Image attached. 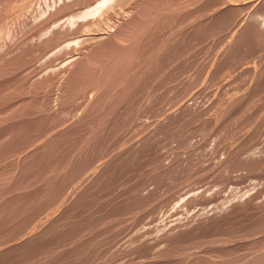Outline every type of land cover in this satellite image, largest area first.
Instances as JSON below:
<instances>
[{"label": "rangeland", "instance_id": "obj_1", "mask_svg": "<svg viewBox=\"0 0 264 264\" xmlns=\"http://www.w3.org/2000/svg\"><path fill=\"white\" fill-rule=\"evenodd\" d=\"M251 1L252 0H237V1H235V0H231V1L230 0H0V214H1L0 215V246L5 245V242L7 240L8 244H6V245L9 247V248H7V246H5V247L3 246V250H2V247H0V253H1V251L3 253V251L6 250L5 248H7V250L9 251L10 247H12L13 251L11 249L10 250L14 254L13 255L11 253V251H10V253L8 251H5L6 253L8 252L7 256H6V254H4L7 259L4 257V259H2L3 263L0 260L1 261L0 264H4V262H6L7 260H8L7 262H9V264H11V262H12V264H22L23 262H25V264L26 263L34 264V262H36V264L37 263H39V264H49V262L47 261L48 258L50 259V260L48 259L50 261V264H60V263L63 264L67 260H68L67 261L68 263H71V262L74 263L78 258H79L78 261H77L78 263L75 262V264L76 263L77 264H81L82 262H84L85 264H88V262H89L88 260H86V261L83 260L86 257H87L86 259H90L91 258L90 261H92V263L89 262V264H97L98 262H99L98 264H103L102 261H104L105 259H107V260L105 261L106 263H104V264H110L113 261L114 262L112 264H114V263H116V264H125L126 262H130L128 264H131V262L135 263L137 261L138 262L136 264H139V263L140 264L141 263L142 264H145V263L148 264V263H152V261H155L153 263L158 264L159 260L161 262V259H162V262L160 264H162V263L163 264L164 263L165 264H167V263L168 264H177V263H179V264H216L217 262H218L217 264H221L223 262L225 264V261L228 260V262H229L230 260L232 261V259L235 260V258L237 260V257H239V260H241V258L243 259L245 257L244 259H246V260H244V261H246V262H248L249 259H250V261H253L254 260L253 258H257L259 255H262L264 253V242H263L264 241V233H263L264 232L263 231L264 230V226H263L264 225V222H263L264 221V217H263L264 216V210H262L264 208V190H263L264 189V187H263L264 186V177H263L264 176V167H263L264 166V145H263L264 144V129H263L264 128V122H263L264 121L263 120L264 119V113H263L264 112V110H263L264 109V104H263V102H264V86H263L264 85V77H262V76H264V73H263L264 72L263 71L264 70L263 69L264 68V66H263L264 65V0H253L252 1L253 4L251 3ZM247 3L250 6L246 5ZM142 7H144V8H142ZM224 11H225V13H224ZM244 11H246V12H244ZM135 12H136V14H135ZM141 15H142V17H141ZM148 22H149V24H148ZM146 23H147V25H146ZM226 26H228V28ZM194 28H195V30H193ZM251 30H253V31L251 32ZM198 34H199V36H198ZM257 35H258V37L259 36L260 37L258 38ZM163 36H164V38H163ZM197 37H198V39H197ZM243 38H244L245 41L243 40ZM238 39H239L240 42L238 41ZM102 42H104V43H102ZM167 42H169V43H167ZM194 42H196V43H194ZM143 43H144V45H143ZM101 44H103V45H101ZM234 45H235V47H234ZM94 46H95V48H93ZM216 48H217V50H216ZM225 48H227V49H225ZM108 53H110V54H108ZM211 54H212V56H211ZM225 55H227V56H225ZM168 57H169L168 61H172L173 60L175 65H174L173 62H168L167 61ZM165 61H166V64L164 63ZM196 62L197 63L199 62V63L196 64ZM240 62H241V64H240ZM184 63L186 64V67H184L185 66ZM80 64H82V65H80ZM149 64L150 65L153 64L154 66L153 65L150 66ZM164 64H165V66H164ZM114 65H115V67H114ZM148 65L150 66L149 67L150 71H149V69L147 67ZM207 65H209V66H207ZM242 65H243V67H242ZM136 66L139 67V69ZM155 66H156V68H154L155 69V71H154V69H152V68L155 67ZM189 67H191L192 69L190 70ZM197 68H198V70H197ZM82 69H84V70H82ZM100 69H102V70H100ZM162 69H163V71H162ZM159 70H161L160 73H158ZM179 70H180V72H178ZM200 70H202V71H200ZM142 71H143V73L145 71V73L141 74ZM148 71L149 72L154 71V73L152 72V75L153 74L154 75L151 76V73H148ZM174 71L176 73H174ZM210 71H211V73H213V75L210 73ZM88 72L90 73V75H89ZM103 72H105V73H103ZM186 72H187V74L189 73L188 76H187ZM194 72H197V74L194 73ZM203 72L208 74V77ZM168 73H170V75H168ZM148 74H150L149 75L150 78H148L149 76L147 77ZM161 74H162V77L160 76ZM120 75H121V77H120ZM165 75L167 77H171V78L169 79V78L165 77ZM175 75H176V77L178 79L175 77ZM184 75H186L185 79H184ZM201 75H204V76H202V79L204 80V83H203L202 79L201 80L199 79V78H201ZM211 75H212V77H211ZM163 76L165 78H167V80ZM192 76H194V77L196 76L197 78L195 77L196 79L192 80V78H194ZM204 77H205L206 80L204 79ZM153 78L154 79L156 78V79L153 80ZM159 78L162 81L159 80ZM221 78H223V79H221ZM129 79H130V84H129ZM146 79H150V80L146 81ZM171 79H172V81H171ZM183 80L185 81L184 83H182ZM195 80H196V82H194ZM209 80H211V81H209ZM64 81L65 82L67 81V82L65 83ZM190 81H191V83H190ZM250 81L252 82V84H251ZM256 81H258V82H256ZM112 82H114V83H112ZM163 82H165V83H163ZM200 82H201V85H200ZM159 83H161V84H159ZM169 83H171V86H170ZM173 83L175 85H173ZM195 83H197V84H195ZM258 83H259V85H258ZM260 83H261V85H260ZM139 84L141 86H139ZM152 84H154V86ZM162 84H163V86H162ZM182 84L183 85L185 84V85L183 86ZM186 84H188V85H186ZM147 85H149V87ZM165 85H166V88H165ZM207 85H209V88H207L208 87ZM96 86H97V88H96ZM151 86H152V88H151ZM205 86H206V88H204ZM185 87H186V91H183V93H181L182 90L185 89ZM193 87H194V89H193ZM227 87H229V88H227ZM249 87L250 88L252 87L251 89L253 91H254V88H255L254 93H253V91H251V89ZM257 87H259V88H257ZM137 88H140V89H137ZM158 88H161V89L159 90ZM114 89H115V91H114ZM131 89L132 90L136 89V90H134L132 92ZM170 89H171V91H170ZM205 89H206V91H205ZM245 89L247 90V92H246ZM166 90H168V91H166ZM200 90H201V92H200ZM137 91L139 93L138 96L135 95V93L137 94ZM178 91L179 92L181 91L180 94H179ZM239 91L243 92V94L239 93ZM257 91H259V92H257ZM130 92H131V94H130ZM142 92H145V93H142ZM160 92L162 93L161 97H160V95H161ZM166 92H167V95H166ZM172 92H174V93L171 95L170 93H172ZM233 92H234V96L232 94ZM235 92H237V93H235ZM140 93H141V95H140ZM150 93H151V95H150ZM158 93H160V94H158ZM176 93H178L177 96H175ZM228 93H229V96H228ZM249 93L252 96H250ZM121 94H122V96H121ZM133 94L135 95V99L137 98L136 100H132L133 96H134ZM184 94H186V95H184ZM190 94H191V96H190ZM246 94H247V96H246ZM130 95H131L132 99H130ZM155 95H157V96L155 97ZM128 96H129V101H131V103L133 102V105H131V103L128 101ZM184 96H185V99L182 98ZM222 96H224V97H222ZM190 97L192 98V100L194 99V101L191 100V102H190ZM243 97H245V98L243 99ZM149 98H150L151 102H150ZM152 98H153V100H152ZM231 98H233V99L231 100ZM250 98H251V100L253 99L252 100L253 102L250 101ZM112 99H114V100H112ZM117 99H119V100H117ZM164 99H166V102H165ZM180 99H181V101H180ZM234 99H235V101H234ZM241 99L243 100V102H242ZM245 99H246V101L248 103L245 101ZM142 100H144V101H142ZM155 101H156V103L158 105L155 103ZM163 101L165 102V104L167 106L164 105ZM178 101L181 104H179ZM186 101H189L190 103L186 102ZM212 101H213V103H211ZM123 102L125 103V105H124L125 107L123 106ZM127 102H129V104ZM218 102L220 104L216 105ZM235 102L236 103L238 102V104H235ZM138 103H139L140 106L137 105ZM193 103L195 105L198 104V106L192 105ZM207 103H209V104H207ZM126 104L129 105V106H127ZM162 104L164 106H162ZM172 104H174V105H172ZM184 104H188V105H185L186 106L185 107V106H183ZM213 104H214V106H213ZM228 104H231V106L228 105ZM247 104H249V105H247ZM250 104H251V106H250ZM256 104H257V106H261L263 104L262 105L263 107L262 106L261 107H257ZM121 105H122L123 109L121 108L120 111H118L119 107H121ZM155 105H157V106L155 107ZM225 105H227V106H225ZM132 106H133V108H132ZM217 106H218V108H217L218 111L216 110ZM222 106L225 109H223ZM255 106L257 107V111L260 112V113L255 111ZM97 107H99L100 109L97 108ZM126 107L127 108L129 107V108L127 109ZM134 107L137 110L135 109V110L131 111V109H134ZM147 107L148 108L150 107L151 109L149 108V110H148ZM159 107L161 109H159ZM196 107H198V108H196ZM219 107H220V109H219ZM226 107H228V110H226L227 109ZM233 107H234L233 112H235V113L230 111V110H232L231 108H233ZM237 107L239 109H242L241 110L242 113L240 111H238ZM252 107H254V108L252 109ZM104 108H106V109H104ZM154 108L157 111L153 112V110H155ZM183 108H185V109H183ZM193 108H195V110ZM204 108L205 109L207 108L206 109L207 111ZM208 108H210V109H208ZM214 108H215V110L217 112L214 111ZM125 109H126V111L129 110L128 111L129 113L125 112L124 111ZM164 109H165V111H164ZM122 110L124 112H122ZM161 110H163V111H161ZM246 110H247V112H246ZM252 110L255 112V115H253L254 112ZM116 111L120 112V113L122 112V113L118 114ZM173 111L174 112L176 111V112L174 113ZM185 111H187V112H185ZM190 111H193L194 113H192ZM226 111H228V113H230V114L226 115V113H227ZM237 111L240 112V114ZM130 112H132V113H130ZM134 112H135V114H134ZM136 112H138V113L136 114ZM145 112H146V114H145ZM147 112H150L151 115L152 114L153 115L149 116L147 114H150V113H147ZM195 112H197L198 115ZM114 113L116 115H118L119 118L117 116H115ZM159 113H160V115H159ZM180 113H182V114L180 115ZM191 113H192V115H191ZM246 113H247V115H246ZM248 113L249 114L251 113V114L249 115ZM256 113L258 114V116H257ZM122 114H124L125 116L122 115ZM127 114H129V115H127ZM170 114H171L172 117H174L176 114H178L176 116H179V115L181 116V117H176V116L174 117L176 119L180 118L179 120H177V123H179V124H177L175 122L176 121L175 119L174 120L172 119L174 121L175 125L173 124L172 120H171L172 122L170 121V119L172 118L170 116ZM231 114L232 115L234 114L236 116L233 115L234 117H232ZM243 114H244V116H243ZM131 115H132V117H131ZM133 115H135V116H133ZM136 115H137L138 118L136 117ZM146 115H147V117H146ZM224 115H226V116H224ZM245 115L247 116V118L245 117ZM112 116L115 117V118H118L119 120H116L114 118L116 120L115 121ZM128 116H130L133 119H131ZM139 116H140V118L141 117L142 118L140 119ZM154 116H157L156 117L157 119ZM162 116L164 118H162ZM120 117H122V118H120ZM126 117L128 118L127 120H126ZM168 117H170L169 120H168ZM217 117L218 118L220 117V118L216 119ZM230 117H232V118L229 119ZM242 117H244V118H242ZM108 118L109 119L111 118L110 120L113 119L112 120L113 122L112 121L110 122V120ZM144 118H147V119H144ZM195 118L197 120H199V121H197ZM212 118H214V119H212ZM249 118H251V121H250ZM105 119L107 120V122H106ZM129 119H130V123H129ZM163 119H165L166 121L163 120ZM193 119H195L196 121L195 120L193 121ZM132 120L134 121V123H133ZM135 120L137 122H139V123L135 122ZM167 120H168L169 124L171 123L170 125L167 124ZM231 120H233V121H231ZM240 120L243 121V122L241 123ZM120 121H122L123 123H117L118 125L115 124L116 122H120ZM149 121H150V124H148ZM151 121L152 122L154 121V122L152 123ZM183 121H185L184 124H183ZM237 121H240V123L237 122ZM186 122H187V124H186ZM226 122H228V123H226ZM136 123H137V125H136ZM144 123H145V126H144ZM191 123H194V124H191ZM237 123H239V124H237ZM103 124L106 127L107 126L108 127L105 128V126ZM132 124H134V125H132ZM140 124H141V127L139 129ZM159 124L161 126L162 125L163 126L160 127ZM121 125H124V127L123 126L121 127ZM186 125H188V126H186ZM191 125H192V127L194 126V128L196 130L195 129L192 130V128H189V127H191ZM87 126H89V127H87ZM183 126H185L184 128H186V129H185V132L182 134V132L184 131ZM235 126L238 127V128H236ZM99 127H101V128H99ZM116 127L118 129H116ZM142 127L144 129H142ZM163 127H164L165 131L163 130ZM165 127L169 130V133H168V130L166 131ZM209 127L213 128V129L217 128V130L214 129L215 131H213L214 132L213 133L212 132L213 129H211ZM102 128H103V130H101ZM109 128H111V129H109ZM113 128H115L117 131L115 129H113ZM125 128H127V130ZM145 128H147V129H146V131L143 132V134H144L143 135L142 131L145 130ZM154 128L156 130H158L160 128L159 129L160 131L158 132V134H157V131ZM239 128H240V131L236 132L235 130L236 129L238 130ZM251 128H254V129L252 130ZM258 128H260V130H258ZM261 128H262V130H261ZM107 129H108V131H107ZM128 129H129V131L131 130L130 134H128L129 133ZM210 129H211V131H210ZM230 129H232L231 130L232 132H230ZM233 129H235V130H233ZM104 130H105V132H104ZM153 130H154V133H155L154 134L155 136L153 135L154 137L151 135V133L153 134ZM173 130L175 132L174 133L175 136L173 134ZM188 130H189V133H188ZM161 131H162V133H160ZM186 131H187L188 135L185 134ZM190 131H192L191 132L192 135H194V136L196 135L197 137L193 136V138H191L192 136L190 134ZM193 131H195L196 133L195 132L193 133ZM233 131H235V132L233 133ZM147 132H149V133H147ZM204 132H206V133L208 132L207 133L208 135L204 134ZM243 132H245V133H243ZM246 132H247V134H246ZM236 133H238L239 136ZM99 134L101 136L103 135L106 140L103 137H100ZM124 134L125 135L127 134L126 137H125ZM209 134L210 135L212 134V136H209ZM249 134L252 135V136H250ZM105 135H107V136H105ZM123 135H124V139H123ZM135 135H136V138L134 137ZM148 135H151V136H148ZM156 135H157L158 138L156 137ZM177 135H179V136H177ZM180 135H182V136L185 135L186 137H182ZM217 135L219 137H217ZM241 135H243L242 136V137H244L243 139H242ZM108 136L111 138L112 141L115 140L116 142L115 141L112 142L111 140H109ZM127 136L130 138V140H129V138ZM131 136H132V138H131ZM165 136L167 137V139H166ZM229 136L232 137V138L230 139ZM249 136H250V140L253 141V142H251L249 140ZM142 137H143V139H142ZM199 137H203L204 140L202 138H199ZM101 138H103V140ZM153 138H155V139H153ZM198 138H199V140H198L199 141V146L197 145L198 144V141H197ZM234 138H235V140H234ZM251 138L252 139L253 138H255V139L257 138V139L256 140L255 139L252 140ZM118 139H119V141H117ZM127 139H128L129 142H127ZM159 139H162V140H159ZM171 139H173V141H174V142L173 141L171 142L172 145H170ZM207 139L209 141H207ZM225 139H228V141H230V142L225 141ZM97 140H99L100 142L97 141ZM136 140H137L138 143L134 142ZM140 140H141V142H139ZM152 140H153V142H152ZM178 140H180L181 143L179 141V144H178V142H176ZM231 140H233V141H231ZM246 140H247V142L249 144H251L250 146L246 142ZM258 140H260V141H258ZM131 141H132L133 144L131 143ZM159 141H162V142L164 141L163 143L162 142L158 143L159 145L163 144V146L155 147V146H158L157 142H159ZM220 141H222V142H220ZM241 141L242 142L244 141V142L242 143ZM117 142H119V143L117 144ZM175 142H176V144H174ZM190 142H192V143H190ZM203 142H206V144H204ZM97 143H102V144H97ZM114 143H116V144H114ZM124 143H126V144H124ZM144 143L145 144L147 143V144L145 145ZM152 143H155L156 145L154 146ZM182 143H183V145H182ZM189 143H190V145H188ZM201 143L206 145L205 146L206 148ZM220 143H222V144H220ZM238 143H240V145ZM90 144H91L92 147L90 146ZM111 144H112V147H113L114 151L111 148ZM119 144H120V146H118ZM128 144L129 145L131 144L130 148H129ZM137 144H139V145H137ZM243 144L245 145V148H243L244 147ZM108 145H110V146H108ZM149 145L151 147H149ZM168 145H170V147ZM100 146H102V147L99 148ZM107 146H108V148H107ZM152 146H153V148H152ZM185 146H187V148ZM210 146H212L213 148L215 147L217 149L214 150ZM238 146L239 147L241 146L240 147L241 149H239ZM248 146H249V148H248ZM87 147H88V150H87ZM137 147H138V149H136ZM167 147L170 148L171 150L170 149L168 150ZM224 147H227V151L226 150L224 151ZM260 147H263V148H260ZM84 148L87 151H85ZM118 148H120L122 150H120ZM156 148L157 149H159V148L161 149L162 148L161 150H164V149H166V150L159 151ZM89 149H91V150H89ZM100 149L103 150L104 152L101 151ZM126 149H127V151H126ZM130 149H131V151L133 149L136 152V154L134 153V151H132V152L128 151ZM176 149H178V150H176ZM185 149L188 152L184 151ZM242 149H244L245 153L243 151H242L243 153L241 152ZM245 149H247V150L245 151ZM97 150H99V151H97ZM107 150H109V152ZM116 150L118 152H116ZM208 150L212 151V152H209ZM216 150H218V151H216ZM95 151H96V155L94 154ZM100 151H101L102 155H100L101 154ZM137 151H145V152H137ZM200 151H201V154H200ZM213 151L215 152V154H214ZM229 151H231V152L229 153ZM236 151L240 152V153L238 152L239 153L238 154V158H237ZM106 152H107V154H106ZM112 152H114L115 154L112 153ZM149 152H150V154H149ZM154 152H155V154H154ZM162 152H165V153H162ZM170 152H173L174 154L171 153L172 156H170L171 155ZM179 152H181V153L179 154ZM184 152H186V154ZM216 152L218 154H216ZM232 152H233L234 157L232 156ZM234 152H235V154H234ZM68 153L70 154L69 156H68ZM81 153L85 154V157ZM90 153H93V154H90ZM119 153L120 154L123 153L126 156L128 155V157H124V158L120 157L123 154L119 156L121 158V162H124V164L122 163L123 167H126V169L122 168V164H121V162H119L120 159L117 156V154L119 155ZM127 153H130L132 155L127 154ZM192 153H194V155H192ZM207 153H208V155H207ZM144 154H145V156H144ZM151 154H152V156H151ZM176 154H177V156H175ZM241 154L244 155V156H242ZM60 155H61V157H60ZM129 155H130V157H129ZM139 155H141L142 157L141 156L139 157ZM165 155H167V156H165ZM179 155L182 156V159L184 161H182V159H181V157ZM187 155H189L188 158H187ZM230 155L232 157H230ZM239 155H241L240 158H239ZM245 155L247 156V158H245L243 160V158L246 157ZM91 156H93V157H91ZM133 156H135V158ZM157 156L162 158V161ZM183 156H184V158H183ZM215 156H217L218 158L217 157L214 158V160H215L214 161L212 158L215 157ZM222 156H223V158H222ZM248 156H250V157L252 156L251 158H253L254 160L251 159ZM94 157L97 159V162L99 164L95 161L96 159ZM102 157L105 158V160H110V159H112V160L106 162ZM107 157H109V158H107ZM115 157H117V159ZM143 157H145V158H143ZM146 157L149 159V160L147 159V163H146ZM152 157L153 158L155 157V159H153ZM166 157H167L168 160L165 159ZM176 157L179 160H181L180 163H178L179 160ZM191 157H192V159H191ZM195 157L197 159H195ZM229 157H230V160L232 162L229 161V160H227L228 161L227 162L225 160V159H229ZM138 158H140V159H138ZM151 158L154 160L153 162H152ZM186 158L188 159L187 161H185ZM232 158H234V159L232 160ZM235 158H236V160H239V161L237 162L235 160ZM60 159H62V160H60ZM141 159H142V161L144 160L145 163L140 161ZM194 159L197 160V161L198 160H200V161L196 162ZM249 159L251 160V162H250ZM255 159H257V160H255ZM259 159H260V163L258 162ZM115 160H116V162H114ZM117 160H118V162H117ZM125 160H129L130 163L128 161H127V163H125L126 162ZM137 160H138V163H136ZM169 160L170 161L172 160V161L170 162ZM206 160H209V163ZM112 161L115 163L114 164L115 166L112 164ZM133 161H134V163H133ZM159 161H160V163L163 162V165L162 164L160 165ZM224 161L226 163H228V164H226ZM246 161L249 162L250 164L247 163ZM108 162H110V164L112 166V167H110V169H112V170H108V171H110V172L113 171V172H111V173L108 172V176H107V174H104L103 172L107 171L106 169H109V168H107L110 165ZM139 162H141V163H139ZM181 162L182 163L185 162L186 164L180 166ZM200 162L202 164L204 162H206V163H204L202 165ZM257 162H258V164H257ZM101 163H102L103 167H102V165H100ZM117 163H119V164H117ZM153 163H154V165H152ZM155 163L158 164V165H156ZM167 163L170 165V167H171V165H173V163L177 167L174 166V168H173V166H172L173 169L165 170V168H167V165H168ZM229 163H231L232 165L229 164ZM242 163L243 164L246 163V164H244L245 166ZM83 164H85V166H86L85 169H84L85 166ZM96 164H98V165H96ZM120 164H121V167H120ZM125 164H127V165L129 164V166L127 167ZM133 164H135V165H133ZM136 164H137V167H135ZM139 164H140V166H139ZM218 164H219L220 167L218 166ZM247 164H248V166H247ZM57 165H59V166H57ZM185 165H187V166H185ZM255 165H257V167H255ZM81 166H82V168H80ZM89 166L91 168H89ZM104 166L106 167V169H104L105 171L104 170L102 171V169L105 168ZM154 166H155V168H154ZM156 166H158V168ZM183 166H185V168H189L190 171H188L189 169L184 170L185 168ZM232 166H233V168H232ZM235 166H238L239 172H237L238 171L237 167L235 168V172H232V171H234L233 169H234ZM249 166L253 167V169H251V167H249ZM147 167L150 170L153 168L152 169L153 172L152 171L149 172V173H151L153 175H151V174L149 175V173H146V171H149V170H147L148 169ZM162 167H165V168H162ZM170 167H168V168H170ZM221 167L224 168V169H222ZM240 167H242L243 169L240 168ZM70 168H71V171H70ZM79 168L81 169V172H80ZM88 168H89V170H86ZM133 168L136 171H134ZM159 168H161L162 170H165V171H162ZM177 168H180L184 172H180V169H177ZM191 168L192 169L194 168V169L191 171ZM197 168H198V170H197ZM56 169H58V170H56ZM92 169H93V171H92ZM140 169L143 172H145V173H143ZM158 169H159V171H158ZM195 169H196V171H195ZM215 169H216V172L218 170L222 169L224 172L222 170H220V171H222L224 176H222L223 174L221 172H219L217 174H216V172H214L217 176L219 175L216 178L215 174H213V171H215ZM68 170L70 171V173H69ZM115 170H119L123 176L121 174H119L118 171L116 173ZM127 170H129L128 173H130L131 176L133 175V180L134 181L132 180V177L130 176V174H126ZM98 171H100V172L102 171L100 175H99L100 172H98ZM133 171L136 172V173H134ZM156 171L160 172V173H158V175H160V174L164 175L165 173L167 174V175L165 174L166 177H165V175L164 176L160 175V178H163L164 180H161L159 178V176H158V179H160V180L156 181L157 180L156 179L157 177H155V176H157V172ZM168 171L169 172L173 171V172L169 173ZM186 171L188 173H186ZM71 172H73V174H71ZM79 172L81 173V175H80ZM82 172H84L85 174H82ZM89 172H91V173H89ZM93 172L95 174V176H93L94 178L91 177V175H94ZM131 172H133V174ZM141 172H142V175L140 176V178H143V179H141L142 182H139L141 180L135 181V180H138V177H139ZM179 172H180V176H179ZM192 172L194 174L193 176H195V177L192 176ZM198 172H200V173H198ZM230 172L235 174V176L233 174H230ZM245 172L247 174H245ZM68 173L71 174V175L68 176ZM96 173H97V175H96ZM175 173L177 174V176L175 175ZM102 174L106 178H109V176H111V181H110V178L108 180L107 179L106 180L103 179L104 177L102 178ZM115 174H118V178H120V179H118L117 176H114ZM136 174H137V176H135ZM147 174L149 176L153 177V179L150 177L152 181L149 180V177H148ZM240 174L242 176H240ZM73 175H75V176H73ZM171 175L173 177L176 176L175 180H174L173 177H171ZM188 175L189 176L191 175L190 178L188 177ZM230 175H231V177H230ZM238 175H239L240 178L238 177ZM62 176H64V177H62ZM87 176H89V178H87ZM96 176H98V177L101 176L99 178H102L103 180H105V181H103L104 183L102 181L100 182V183H102V185L96 182V180L97 181L102 180V179H98V177L96 178ZM112 176H113L114 179L116 177V181L112 178ZM71 177H73V178H71ZM210 177H212V179H210ZM62 178H64V179H62ZM78 178H79V180H78ZM95 178H96V180H95ZM121 178H125V179H121ZM126 178H127V180H126ZM176 178H178V179H176ZM237 178L239 180H237ZM61 179H62V181H61ZM70 179L72 181L73 180L74 181L72 182ZM112 179L114 181H112ZM130 179H131V181H130ZM145 179H147V180H145ZM167 179L168 180L170 179V181L172 179V181L174 180V182L171 181L169 183ZM179 179L181 180L182 183H180ZM251 179H253V180H251ZM154 180L156 182L160 181L161 183L159 182L157 184L162 185V188H160V187H158V185H156L158 187V189H157V187L155 186L156 182L154 183ZM190 180H191L192 183L190 182ZM235 180H237V182ZM67 181H68V184L65 183ZM107 181H109V182H107ZM121 181L123 182V184H122ZM40 182H41V184H40ZM83 182H85L88 185H90V188H92L93 185L95 184V183L93 184V182H96L97 185H94V186H96V190L97 191L95 190V187L93 189V192H92V189L89 190V188L86 190L88 185L86 184V186H85V183H83ZM116 182L118 183V185L116 184ZM119 182H121V183H119ZM137 182H138V184H136ZM143 182L146 183L147 185L144 184ZM175 182H179V183H175ZM193 182H195V185H193L194 184ZM77 183L79 184V186H77ZM80 183H81V185H80ZM125 183L126 184L128 183L127 184L128 187L129 186H132V187L128 188ZM131 183H133V184H131ZM152 183L154 185H152ZM166 183L168 185L171 184L170 186H168L169 188L171 186L172 187L169 189L167 186H165ZM186 183L187 184L189 183V184L186 185ZM24 184H26V185H24ZM103 184H105V185L103 186ZM235 184H237V185H235ZM82 185H83V187H82ZM110 185H111L112 188L110 187ZM121 185H122V187H121ZM125 185H126V187H125ZM179 185L180 186L182 185V186L180 187ZM66 186H68L67 187L68 189H65ZM74 186H75V188H74ZM97 186L99 187V189H98ZM101 186L103 188L106 187L107 189L103 190ZM107 186L110 187V188L108 189ZM151 186L152 187L155 186L152 189H155L157 191L152 190L150 188ZM76 187H77V189H76ZM84 187H86V188H84ZM81 188L82 189L84 188V189L82 190ZM133 188L135 189V191H134ZM165 188H168V189H166L168 191H166ZM174 188L176 190H174ZM177 188H178V190H177ZM260 188H261V190H260ZM80 189H81V193L79 191ZM120 189H123L124 191L123 190L121 191ZM125 189H126V193H124ZM63 190L66 191V192H64ZM77 190H78V192L76 193ZM162 190H164L163 193H162ZM219 190H221V191H219ZM4 191H6V192L4 193ZM57 191H58V193L59 192L60 193L58 194ZM83 191H85L87 194L91 191V194L89 193L90 195L88 194L86 196V195H84V193H82ZM151 191H153L154 194L151 193ZM158 191H160V192H158ZM177 191H179V192H177ZM101 192H103L102 193L103 195L101 194ZM105 192H107L108 194L107 193L105 194ZM182 192H184V193H182ZM6 193H8V194H6ZM61 193H63L64 195H61ZM110 194H112V195H110ZM120 194H122V195H120ZM196 194L199 197L200 196L202 197L203 194H204L203 197H205V198H203V199L201 197L199 198ZM69 195H71V196H69ZM101 195L104 196V197H102ZM151 195H153V197H151ZM172 195H175V196L172 197ZM189 195H190V197L192 196V198H190ZM206 195H207V198L210 197V196L213 197V198H211V197L209 198V199H212V200L211 201L208 200L206 198ZM50 196L52 198H50ZM54 196H56L57 198H54ZM78 196H79V198H78ZM81 196L82 197L84 196V198L81 199L82 201L79 200L80 201L79 202L78 199H80ZM89 196H91V197L88 198ZM98 196L102 197V199L99 198ZM162 196H163V198H162ZM166 196L170 200L166 199V198H165L166 199L165 200L164 197H166ZM216 196H217V198H216ZM60 197H62V198H60ZM85 197L87 199H90V200L88 201ZM92 197H93V200L91 201ZM94 197L97 198L96 199L97 202H95ZM170 197H172V198H170ZM186 197L188 199L190 198L191 201L190 200L186 201L187 200ZM195 197H197V199ZM48 198H49V200H48ZM75 198L77 199V202H76ZM122 198L125 200V202H123L124 200H121ZM156 198L158 200H156ZM198 198L200 199L199 201H198ZM73 199L75 200V204L76 203H78V204L74 205V203H72V202H74ZM131 199L135 200L136 202L131 200ZM146 199H147V202H146ZM148 199L151 200L152 203ZM204 199L208 200L209 202L207 201V203H204L206 201ZM62 200H64V201H62ZM112 200H113V202H112ZM162 200H163V202L164 201L165 202L169 201V202L167 203V205L164 206V204H166V203H163ZM83 201H84L86 206H83ZM93 201H94V203H92ZM98 201H99V203H98ZM120 201H122V202H120ZM153 201H155V202H153ZM47 202H48V206L46 205ZM69 202H71V203H69ZM109 202H110V206L111 207H109V205H108ZM118 202H120V204L123 203V208H122V206H120V204ZM126 202H127V204H125ZM137 202L138 203L141 202V203L138 204ZM145 202H146V205L149 202L150 203L147 206H144ZM190 202H191V204H190ZM195 202L198 203L199 205L196 204ZM67 203H68V205H67ZM79 203L82 204V206ZM142 203H144V204H142ZM154 203L156 205H154ZM203 203L205 205L206 204L207 205L203 206ZM253 203H254V205H253ZM33 204H34V206H33ZM51 204L53 206H49ZM72 204H73L74 207L72 206ZM158 204H159L160 207L158 206ZM194 204H196L197 206L194 205ZM64 205H66V206L64 207ZM70 205H71V207H70ZM244 205H246L247 207H245ZM118 206L121 207V208H119ZM150 206L151 207L153 206V207L151 208ZM176 206H177V208H176ZM224 206H229V207H225V209H224ZM240 206H244L247 209H245V211H244V207H240ZM44 207H45V210H44ZM52 207H53V209H52ZM72 207H73V209H71ZM84 207L86 209H84ZM96 207L98 208L97 211H96ZM113 207L116 208V209H113ZM198 207H199V210L197 209ZM37 208H39V209L37 210ZM82 208L86 212L82 211L80 213V210H82ZM127 208H128V210H127ZM200 208L203 209V210H201ZM234 208H235V210H233ZM238 208H240V209H238ZM9 209H10V211H9ZM11 209H12V211H11ZM122 209L123 210L126 209L125 212H127V213H126V215L124 214L125 216L124 215H120V214H123V213L119 212ZM250 209H251V211L252 210L255 211V209L257 211H255L256 213L253 212V215H252V212L250 211ZM102 210H104L106 212L105 213L103 211V213H105L103 215H102ZM123 210H122V212H124ZM136 210H138V211H136ZM190 210H192V211H190ZM195 210H197V211H195ZM206 210H207V212H206ZM232 210H233V212H232ZM259 210H261V211H259ZM60 211L61 212H65L66 211L65 214H66L67 217L64 215V213L62 214L63 215L62 216L60 214ZM71 211H73V212L71 213ZM132 211L133 212L135 211V212L133 213ZM167 211H170V212H167ZM208 211L211 212V213H209ZM234 211H235V213H234ZM236 211H240L237 214H239V213H241L243 211L242 214L245 212V215L239 214L237 217H235L236 216ZM247 211L249 212V216H248V212ZM96 212L97 213L99 212L98 214L100 216ZM222 212L224 213L223 215H222ZM35 213H36V215H35ZM93 213H96V214L94 215ZM165 213H167V214H165ZM231 213H234L235 216L232 215ZM4 214H6V215H4ZM80 214H83L84 217H83V215H81V218H80ZM108 214H110L111 218H109V216H107ZM127 214H130V216L128 215V217H132V219H131V220H133L132 222H130L131 221L130 218L126 217ZM170 214H172V215H170ZM226 214L227 215L229 214V216L231 218H232V216H234L235 218H233V219L238 220L237 222L236 221H232V222H234V224L237 223L236 226L232 227L233 224L231 225V223H232L231 220H233V219H231V218H230V220H229V218L227 219L228 216ZM258 214L261 217H259ZM15 215H16V217H15ZM58 215L60 217H58ZM142 215H146V216H142ZM183 215L186 218L185 217L183 218ZM93 216H95L96 218H94ZM101 216L103 217L104 220L102 219L100 221V219L102 218ZM161 216L162 217L164 216V217L162 218ZM169 216L170 217L172 216L171 219H170ZM180 216H181V218H180ZM189 216H192V220L190 219L191 217H189ZM24 217H25V219H24ZM104 217H106V219ZM113 217H114V219L117 217L116 218L117 220H114ZM119 217H121L122 219L121 218L119 219ZM135 217H136V219H135ZM173 217H174V219H173ZM200 217H202V218H200ZM218 217L221 220V221H219L220 223L217 221V220H219ZM243 217L245 218V220H247V221H245L243 219L244 220L243 222L245 224H243V222L241 221L242 219H240V218H243ZM251 217H253L254 219L251 218ZM58 218H60L61 220L58 219ZM98 218H99V220H98ZM108 218H109V220L113 219L114 222L116 221V227L113 224H111V222L114 223L113 221L110 222V224L112 225V226H110L109 221H106ZM123 218H124V221H123ZM248 218H249L250 221H248ZM40 219H41V221H40ZM49 219H51L50 220L51 222H49ZM94 219H97L100 222L103 221L101 223V225L103 224L105 227L107 226L106 229H108V226H109L110 227V229H109L110 231L106 230L103 225H102L103 228H101L100 222H98L97 220H94ZM162 219H164V220H162ZM199 219H202V220L200 221ZM52 220H54L55 222L52 221ZM58 220L60 222H58ZM125 220L127 221L126 223H125ZM128 220H130L129 223H131V225L128 223ZM135 220H139L138 221L139 222V227L137 226L138 228L136 227L138 222L135 221ZM167 220H168V222L164 223V221H167ZM170 220H171V222L173 220V223H171ZM180 220H181V222H180ZM190 220L192 222H190ZM204 220H205V222H204ZM208 220H210V221H208ZM228 220L230 221L229 223H227ZM38 221H40V222H38ZM62 221H63V223H61ZM74 221H75V223H74ZM120 221H121V223H119V224L123 223L122 225L124 227L123 226L120 227L119 224L117 225V223L120 222ZM183 221L184 222L188 221L187 223L185 222L187 225L185 223H183ZM195 221L197 223L199 222L201 224L200 225L201 227L202 226L204 227V225L202 224V222H203L205 224L206 230L209 229V232L210 231L211 232L209 233L208 231L206 232V230H204L207 234L205 235V233H204L202 235V233L204 231L201 232L199 230V228L201 229V227L198 225L199 223L196 224ZM212 221H216L215 225H216V223H217L218 226L219 225H223V226H220V227L221 228L224 227L223 228L224 230L222 229V231H219V230H221V228L220 227L218 228L216 226L219 229L217 231V228H215V225L213 224ZM240 221H241V224L239 225L238 223H240ZM47 222H49L50 224L52 223V224L51 225L49 223L45 224ZM87 222H88V224H87ZM97 222L99 223V225H98ZM133 222H136V223H133ZM209 222H210L211 226L208 225ZM250 222L251 223L253 222V223L251 224ZM35 223H36V225H35ZM104 223H108V224L105 225ZM163 223L165 224L164 226H163ZM174 223H176L175 225L177 226V228H175L176 226H173ZM30 224H31L32 227L29 226ZM42 224H43V226H42ZM61 224H64V225H61ZM76 224H77V226L79 225L78 226L79 228H77V226H75ZM193 224H196L197 228L194 227ZM228 224H230V225H228ZM247 224L250 225L251 227L248 226ZM65 225H66V230H64L65 229L64 228ZM68 225H70L72 229H70V226H68ZM95 225L97 227L100 226L101 229L98 228L96 233H98V232L99 233L98 234L95 233L97 236H95L93 234L94 237H92L93 236V235H91L92 232H94L96 230V228H97ZM132 225H135V226H132ZM169 225L174 227V228L171 227L172 231L171 230L166 231V229H170ZM207 225L210 228L211 227L215 228V230L213 228H211V229L207 228ZM35 226H36V228H35ZM54 226L56 227L57 230H59V232H55L56 229H55ZM57 226L59 228H57ZM93 226H95V227H93ZM160 226H162V227H160ZM165 226H167V227H165ZM240 226H242V227H240ZM246 226H248V227H246ZM53 227H54V229H53ZM114 227H115L116 230H113ZM118 227L121 228V229H119ZM193 227H194V229H198L199 232H197V230L195 231L193 229ZM203 227H202V229H204ZM226 227H228V228H226ZM37 228L39 229L40 233H39ZM40 228H42V229H40ZM76 228L78 230H75ZM86 228H87V230H86ZM88 228H89V230L92 228L91 229L92 232H90L91 234L90 233H89L90 235L88 234L89 236H91V238L89 237L90 240L88 238V235L85 236V234L89 232ZM131 228H132V230H131ZM163 228H164V230H163ZM225 228H226V230H225ZM233 228H235V230ZM247 228H249V230ZM255 228L259 229L260 231L258 232L257 229H255ZM262 228H263V230H262ZM29 229L31 231H29ZM33 229L36 232L38 231V234L35 231H33ZM61 229H63V230H61ZM117 229H118V231H117ZM185 229H187V232H189V233L192 231L191 234L193 232L196 233L197 236L201 232L200 234L202 235V237L205 235L204 238L206 240L204 238L202 240L201 237H199V236L197 237L196 235L192 236V238H196V239L193 240L190 237L191 234H189L190 236L187 235L189 238L186 237L187 238V242L190 244L189 245L188 243L185 242L186 241L185 237L183 238V236H181V235L185 234V231H184ZM19 230H20L21 233L22 232H24V233L21 234L20 232H18ZM47 230L49 231V233L50 232L51 233L49 234ZM99 230H104L105 232L103 231L104 232L103 233L102 231H99ZM68 231L70 233H67ZM74 231H79L81 235L79 234V232H75L76 233V236H75L74 235ZM107 231L110 232V235H112V234L113 235L110 236L108 234L109 232L106 233ZM164 231H166V233ZM179 231H180V233H178ZM212 231H214V232L217 231V233L216 232L214 233ZM225 231L228 234L229 233H231V234L228 235V234L224 233ZM244 231H245V233L247 232V234H245ZM44 232H45V236H44V234H42ZM122 232H123V234H122ZM125 232H126V234H125ZM159 232H160V234L163 233V232L164 233H163V235L161 234L159 236ZM181 232L184 233V234H181ZM232 232H234V233H232ZM238 232H239V235L241 237L239 235H237ZM34 233H36L39 237L36 234H34ZM15 234H16V237H14ZM114 234H115L116 238L113 237ZM136 234H137V236H136ZM171 234H173V235L170 236ZM179 234H180V236H178V237L180 239L179 238L177 239V237L174 238V236H177ZM210 234H212V236L215 235L216 238L215 237L212 238L210 236ZM221 234H223L227 239L223 235L221 236ZM250 235H253V236H250ZM33 236H35L34 239H33ZM41 236L44 239L46 237L47 239L51 240V238H52L53 240H51V241L47 240V239L43 240V238H40ZM50 236H52V237H50ZM158 236L160 238L163 237L165 241L163 240V238L159 239ZM166 236H167L166 239H170V238L172 239V237H173L174 239H176L177 242H180L181 238L185 239V240H183L185 243L182 244L183 243V241H182L180 243V244H182L181 246L178 243L176 247L175 246L173 247V248H178V249H173L174 251H172V248H169V247L170 246L172 247L173 244L175 243V241L174 242L172 241L173 242L172 245H170L171 243L168 244L167 243L168 241L165 239ZM169 236H170V238H168ZM230 236H233V237H230ZM244 236L246 237L245 240L243 239ZM7 237H9V238L5 239ZM85 237H87L88 239L85 240ZM147 237H148V239H147ZM156 237H157V239H156ZM206 237H208V238L211 237L212 239L210 238L208 240V238H206ZM218 237L221 240L217 239ZM13 238H15V239H13ZM21 238H22V240H21ZM30 238H31L32 244H34V248L33 249H35V246H36L35 252L32 251L30 246L27 247V245H26L27 243L31 244ZM74 238L77 241L76 240L74 241ZM120 238H121V240H120ZM197 238H201V239H199V243L197 241L198 240ZM233 238H235V239H233ZM9 239H11L12 242H10L11 240H9ZM70 239H71L70 242H72V240H73L72 243H69ZM78 239H80V240L78 241ZM82 239H84V241H82V243H81L80 241ZM103 239H105V240H103ZM143 239H144V241H143ZM174 239H172V240H174ZM189 239L194 242V245H193V242L190 241ZM36 240L38 242H36ZM63 240H64L65 243H67V244L69 243L70 245L72 244L73 246L77 247L76 249H75V247L71 248V249H74L72 251L75 252L74 254H75L76 257L73 255V252L71 250H70L71 252L68 251V249H70L68 247H70V246L68 245L66 247L67 244L65 245ZM98 240L101 242V243L99 242V245H98V247L100 246L99 247L100 249L98 247L94 248V247L97 246ZM106 240L109 241V242H107L108 244L105 243ZM147 240H149V241H147ZM159 240H161V243L159 242ZM200 240H202L203 243ZM207 240L210 241V242H208ZM211 240H212V243H211ZM236 240H237V242H236ZM46 241H47V244H46ZM55 241L58 242L60 247L58 246L57 242H55ZM92 241H93V243H92ZM151 241H152V243H150ZM155 241H157V242H155ZM162 241H164V242H162ZM238 241L241 242L242 244L239 243ZM20 242L23 243V246H21L22 244ZM39 242H41V243H39ZM52 242L57 244V245L54 244V245L57 246V248H56V246L53 245ZM62 242H63V244H62ZM79 242H80V244H79ZM119 242L122 243V244H120ZM140 242H142L144 244V246H148V247L150 246L149 249H148V247L147 248L145 247L146 249H144L143 244L142 243L140 244ZM169 242H171V240ZM226 242H227V244L229 242V244L227 245ZM2 243H3V245H2ZM76 243H78V244H76ZM84 243L85 244H87V243L90 244L91 243V244L90 245L87 244L88 246L86 245L87 246L86 247ZM103 243H104V245H102ZM110 243L111 244L115 243V244L112 247V245ZM126 243H127V245H126ZM128 243H130V244H128ZM153 243H154V245H152ZM166 243L168 245H166ZM213 243H215V244H213ZM217 243H221L222 246H220V244H217ZM223 243H225V245H227V246L224 247ZM230 243L231 244L233 243V244L231 245ZM18 244L21 246L20 247L21 249H23L22 247H24V248L27 247V249L30 250V251H28L27 249H24L25 251L26 250L28 251V252H25L26 256H28L27 257L28 259L27 258L25 259L26 256L24 255V250L22 251L19 248ZM40 244H42V245L40 246ZM74 244H76V245H74ZM116 244L118 246L122 245V247L123 248L125 247V248L123 249L120 246V248L123 249V250L120 251V248L118 246H116ZM155 244L158 247H156ZM159 244H161V245H159ZM185 244H187L186 247H184ZM210 244H212V246H210ZM235 244L239 245V247L236 246ZM14 245L16 246V249L20 250L19 253L22 252V253H20L21 255L18 254V251H15L16 249H15ZM24 245H26V246H24ZM51 245H53V248L50 247ZM61 245L66 247L67 250ZM93 245H95V246H93ZM73 246H71V247H73ZM90 246H92V247H90ZM101 246H103L102 249H101ZM104 246L106 247L105 249H104ZM114 246H115V249H114ZM127 246H128V248H127ZM129 246H130V248H129ZM141 246L143 247L144 250H142ZM165 246H166V248H167V246H169L167 248V253L168 254L165 253L166 252ZM179 246H180V248H179ZM182 246H183V248H182ZM195 246H197V247H195ZM229 246H231V247H229ZM233 246L236 247V248H234ZM13 247H14L15 250L13 249ZM49 247H50V249L52 248V250L56 249L55 251H53V252L51 251V253H50V255L54 253V257L51 255L52 257H48L45 260H42L41 256L43 254L44 255L46 254L47 248H48V250H50ZM61 247H63V249ZM83 247H84V249H83ZM107 247H108V249H107ZM138 247L141 248L140 251L142 250L141 251L142 253H141L139 251V249H138V254L140 253L139 254L140 256L138 254H136ZM163 247H164V249H162ZM228 247H229V249H228ZM43 248H44L43 251L46 250L45 252L40 251V249H43ZM87 248L89 250L83 251V250H86ZM90 248H91V250H90ZM92 248H94V249H92ZM223 248H226L228 250L227 251H226V249L223 250ZM37 249H38V251H37ZM113 249H114V251H113ZM116 249H117V252L115 253ZM128 249L131 250L130 251L131 253L129 252ZM132 249H134V250H132ZM168 249L169 250L171 249L172 252L168 251ZM179 249H181V250L183 249V250L181 251ZM59 250L60 251L62 250L64 252L61 251L62 253L59 254V252H60ZM92 250H94V251H92ZM97 250L99 251L98 253H97ZM103 250H104V252H103ZM108 250H109V252H106ZM118 250H119V252H118ZM127 250H128V252H127ZM145 250H147V251L149 250L150 252L148 251L147 253H151V254L153 253V251L154 252L156 251L155 252V256L158 254L159 256L157 255L156 257H159V258H156L153 255L154 253L152 255L150 254V257H148L149 256L148 254L147 255L145 254L146 252L143 255V252ZM162 250L165 251V252L163 251V254H167L168 255L167 257H166V255H163V254L161 255V251ZM221 250H223V251L220 252ZM230 250H231V252H230ZM31 251L33 252V254H35L36 251H37V253L38 252H43L42 254L39 253V255H40L39 258L41 257L39 262H38V259H39L38 256H35V255H38V254H35L32 257V255L30 253ZM90 251H91L92 254L91 253L86 254L87 252H90ZM100 251L103 254L101 253V255H99ZM111 251H112L113 254L111 253ZM123 251H126V252H124V254H123ZM177 251H179V253ZM213 251H215V252H213ZM224 251H226L228 255L226 253H223ZM16 252H17V254H16ZM93 252H96L97 255H96V253L93 254ZM229 252L231 253V255L229 254ZM232 252H233V254H232ZM27 253H30V254H27ZM55 254L57 256H55ZM77 254H79V255H77ZM118 254L120 255L119 258H118V256H119ZM134 254H136V255H134ZM223 254H225V255H223ZM234 254H236V255H234ZM243 254L244 255L246 254V255L244 256ZM48 255H49V252H48ZM62 255H64V256L62 257ZM104 255H106L107 258ZM109 255H111V257ZM11 256H12V258H11ZM67 256H68L69 259L71 257L72 258L70 260L67 258V260L64 261L66 259L64 257H67ZM79 256H82V257H79ZM95 256H97V258L99 256H101L100 257L101 259L100 258L97 259ZM102 256H104L105 258H103ZM113 256H114V260L112 258ZM133 256H135V257L133 258ZM142 256H143V258H141ZM162 256H164L165 258L162 257ZM21 257H22V259H21ZM34 257H36V258H34ZM43 257H45V256H43ZM59 257L62 258V260H60ZM115 257H117V258H115ZM137 257H140V258H137ZM73 258H74V260H72ZM80 258H82V259H80ZM127 258L130 261L126 260ZM145 258H148V259H145ZM0 259H1V256H0ZM9 259H10V261H9ZM54 259H55V263H54ZM92 259H94V260H92ZM131 259L132 260L136 259V260L132 261ZM139 259H141V262H140ZM149 259L151 261H149ZM180 259H182V260H180ZM14 260L17 261V262L15 263ZM41 260H42V263H41ZM111 260H112V262H111ZM142 260L146 261V262L144 263ZM166 260H167V262H166ZM234 260H233V262L235 264L239 262V261L237 262V261H234ZM56 261H57V263H56ZM62 261H64V262H62ZM109 261H110V263H108ZM201 261H202V263H201ZM244 261L242 260L243 263L240 261L238 264H244L245 263ZM84 263H82V264H84ZM5 264H8V263H5ZM65 264H67V263H65ZM231 264H232V262H231Z\"/></svg>", "mask_w": 264, "mask_h": 264}, {"label": "bare ground", "instance_id": "obj_2", "mask_svg": "<svg viewBox=\"0 0 264 264\" xmlns=\"http://www.w3.org/2000/svg\"><path fill=\"white\" fill-rule=\"evenodd\" d=\"M230 1H231V0H230ZM235 1H237V0H235ZM252 1H253V0H252ZM252 1H251V3H252ZM240 2H241V1H240ZM242 2H243V1H242ZM147 3H148V2H147ZM218 3H219V2H218ZM223 3H224V2H223ZM232 4H233V3H232ZM252 4H253V3H252ZM227 5H228V4H227ZM230 5H231V4H230ZM244 5H245V4H244ZM246 5H248V3H247ZM258 5H259V4H258ZM141 6H142V5H141ZM220 6H221V5H220ZM232 6H233V5H232ZM248 6H250V5H248ZM216 7H217V6H216ZM218 7H219V6H218ZM226 7H227V6H226ZM137 8H138V7H137ZM142 8H144V7H142ZM219 8H220V7H219ZM219 8H218V9H219ZM244 8H245V7H244ZM242 9H243V8H242ZM237 10H238V9H237ZM259 10H260V9H259ZM146 11H147V10H146ZM210 11H211V10H210ZM235 11H236V10H235ZM244 12H246V11H244ZM252 12H253V11H252ZM252 12H251V13H252ZM224 13H225V11H224ZM228 13H229V12H228ZM135 14H136V12H135ZM146 16H147V15H146ZM146 16H145V17H146ZM223 16H224V15H223ZM141 17H142V15H141ZM236 17H237V16H236ZM139 18H140V17H139ZM139 18H138V19H139ZM218 18H219V17H218ZM134 20H135V19H134ZM209 20H210V19H209ZM235 20H236V19H235ZM239 20H240V19H239ZM217 21H218V20H217ZM232 21H233V20H232ZM251 21H252V20H251ZM135 23H136V22H135ZM200 23H201V22H200ZM202 23H203V22H202ZM228 23H229V22H228ZM251 23H252V22H251ZM131 24H132V23H131ZM148 24H149V22H148ZM135 25H136V24H135ZM146 25H147V23H146ZM229 25H230V24H229ZM187 26H188V25H187ZM198 26H199V25H198ZM230 26H231V25H230ZM239 26H240V25H239ZM139 27H140V26H139ZM226 27L228 28V26H226ZM245 27H246V26H245ZM146 28H147V27H146ZM223 28H224V27H223ZM143 29H144V28H143ZM202 29H203V28H202ZM202 29H201V30H202ZM251 29H252V28H251ZM193 30H195V28H194ZM133 31H134V30H133ZM204 31H205V30H204ZM233 31H234V30H233ZM252 31H253V30H251V32H252ZM209 32H210V31H209ZM224 32H225V31H224ZM226 32H227V31H226ZM231 32H232V31H231ZM238 32H239V31H238ZM247 32H248V31H247ZM121 33H122V32H121ZM205 33H206V32H205ZM232 33H233V32H232ZM232 33H231V34H232ZM196 34H197V33H196ZM121 35H122V34H121ZM182 35H183V34H182ZM191 35H192V34H191ZM246 35H247V34H246ZM170 36H171V35H170ZM198 36H199V34H198ZM238 36H239V35H238ZM261 36H262V35H261ZM124 37H125V36H124ZM173 37H174V36H173ZM176 37H177V36H176ZM200 37H201V36H200ZM212 37H213V36H212ZM225 37H226V36H225ZM231 37H232V36H231ZM234 37H235V36H234ZM243 37H244V36H243ZM257 37H258V35H257ZM259 37H260V36H259ZM259 37H258V38H259ZM163 38H164V36H163ZM167 38H168V37H167ZM251 38H252V37H251ZM253 38H254V37H253ZM132 39H133V38H132ZM134 39H135V38H134ZM180 39H181V38H180ZM183 39H184V38H183ZM185 39H186V38H185ZM197 39H198V37H197ZM254 39H255V38H254ZM262 39H263V38H262ZM94 40H95V39H94ZM99 40H100V39H99ZM149 40H150V39H149ZM188 40H189V39H188ZM193 40H194V39H193ZM243 40H244V38H243ZM133 41H134V40H133ZM178 41H179V40H178ZM184 41H185V40H184ZM202 41H203V40H202ZM238 41H239V39H238ZM244 41H245V40H244ZM188 42H189V41H188ZM192 42H193V41H192ZM239 42H240V41H239ZM102 43H104V42H102ZM167 43H169V42H167ZM194 43H196V42H194ZM225 43H226V42H225ZM242 43H243V42H242ZM98 44H99V43H98ZM135 44H136V43H135ZM170 44H171V43H170ZM245 44H246V43H245ZM101 45H103V44H101ZM110 45H111V44H110ZM143 45H144V43H143ZM143 45H142V46H143ZM173 45H174V44H173ZM226 45H227V44H226ZM229 45H230V44H229ZM237 45H238V44H237ZM254 45H255V44H254ZM95 46H96V45H95ZM95 46H94L93 48H95ZM125 46H126V45H125ZM136 46H137V45H136ZM142 46H141V47H142ZM205 46H206V45H205ZM231 46H232V45H231ZM231 46H230V47H231ZM239 46H240V45H239ZM242 46H243V45H242ZM102 47H103V46H102ZM102 47H101V48H102ZM126 47H127V46H126ZM148 47H149V46H148ZM183 47H184V46H183ZM185 47H186V46H185ZM202 47H203V46H202ZM206 47H207V46H206ZM210 47H211V46H210ZM234 47H235V45H234ZM237 47H238V46H237ZM248 47H249V46H248ZM105 48H106V47H105ZM152 48H153V47H152ZM198 48H199V47H198ZM232 48H233V47H232ZM253 48H254V47H253ZM96 49H97V48H96ZM98 49H99V48H98ZM144 49H145V48H144ZM182 49H183V48H182ZM225 49H227V48H225ZM94 50H95V49H94ZM122 50H123V49H122ZM151 50H152V49H151ZM155 50H156V49H155ZM216 50H217V48H216ZM218 50H219V49H218ZM230 50H231V49H230ZM241 50H242V49H241ZM89 51H90V50H89ZM132 51H133V50H132ZM193 51H194V50H193ZM199 51H200V50H199ZM245 51H246V50H245ZM248 51H249V50H248ZM84 52H85V51H84ZM84 52H83V53H84ZM130 52H131V51H130ZM140 52H141V51H140ZM146 52H147V51H146ZM215 52H216V51H215ZM226 52H227V51H226ZM96 53H97V52H96ZM103 53H104V52H103ZM118 53H119V52H118ZM118 53H117V54H118ZM165 53H166V52H165ZM167 53H168V52H167ZM204 53H205V52H204ZM233 53H234V52H233ZM257 53H258V52H257ZM86 54H87V53H86ZM108 54H110V53H108ZM227 54H228V53H227ZM234 54H235V53H234ZM243 54H244V53H243ZM82 55H83V54H82ZM82 55H81V56H82ZM136 55H137V54H136ZM162 55H163V54H162ZM180 55H181V54H180ZM200 55H201V54H200ZM97 56H98V55H97ZM101 56H102V55H101ZM208 56H209V55H208ZM211 56H212V54H211ZM225 56H227V55H225ZM235 56H236V55H235ZM177 57H178V56H177ZM118 58H119V57H118ZM118 58H117V59H118ZM158 58H159V57H158ZM170 58H171V57H170ZM221 58H222V57H221ZM221 58H220V59H221ZM76 59H77V58H76ZM111 59H112V58H111ZM139 59H140V58H139ZM164 59H165V58H164ZM175 59H176V58H175ZM175 59H174V60H175ZM209 59H210V58H209ZM218 59H219V58H218ZM240 59H241V58H240ZM240 59H239V60H240ZM246 59H247V58H246ZM250 59H251V58H250ZM261 59H262V58H261ZM261 59H260V60H261ZM160 60H161V59H160ZM168 60H169V57H168L167 61H168ZM200 60H201V59H200ZM84 61H85V60H84ZM84 61H83V62H84ZM100 61H101V60H100ZM113 61H114V60H113ZM161 61H162V60H161ZM175 61H176V60H175ZM81 62H82V61H81ZM150 62H151V61H150ZM159 62H160V61H159ZM168 62H173V60H172V61H168ZM84 63H85V62H84ZM115 63H116V62H115ZM115 63H114V64H115ZM128 63H129V62H128ZM153 63H154V62H153ZM156 63H157V62H156ZM162 63H163V62H162ZM162 63H161V64H162ZM164 63L166 64V61H165ZM173 63H174V62H173ZM198 63H199V62H198ZM198 63L196 62V64H198ZM205 63H206V62H205ZM205 63H204V64H205ZM215 63H216V62H215ZM242 63H243V62H242ZM244 63H245V62H244ZM154 64H155V63H154ZM158 64H159V63H158ZM161 64H160V65H161ZM165 64H164V66H165ZM184 64H185V63H184ZM193 64H194V63H193ZM200 64H201V63H200ZM240 64H241V62H240ZM80 65H82V64H80ZM86 65H87V64H86ZM92 65H93V64H92ZM149 65H150V64H149ZM149 65H148L147 67H148V69H149V71H150V68H149V67H150L151 65H153V64H151L150 66H149ZM174 65H175V63H174ZM243 65H244V64H243ZM243 65H242V67H243ZM69 66H70V65H69ZM126 66H127V65H126ZM129 66H130V65H129ZM153 66H154V65H153ZM157 66H158V65H157ZM170 66H171V65H170ZM196 66H197V65H196ZM198 66H199V65H198ZM207 66H209V65H207ZM263 66H264V65H263ZM85 67H86V66H85ZM101 67H102V66H101ZM114 67H115V65H114ZM136 67H137V66H136ZM178 67H179V66H178ZM180 67H181V66H180ZM184 67H186V64H185ZM244 67H245V66H244ZM76 68H77V67H76ZM79 68H80V67H79ZM103 68H104V67H103ZM137 68L139 69V67H137ZM154 68H156V66L153 67L152 69H154ZM160 68H161V67H160ZM162 68H163V67H162ZM193 68H194V67H193ZM200 68H201V67H200ZM200 68H199V69H200ZM214 68H215V67H214ZM222 68H223V67H222ZM63 69H64V68H63ZM90 69H91V68H90ZM90 69H89V70H90ZM127 69H128V68H127ZM145 69H146V68H145ZM152 69H151V70H152ZM189 69L191 70L192 68L189 67ZM189 69H188V70H189ZM195 69H196V68H195ZM263 69H264V68H263ZM263 69H262V70H263ZM82 70H84V69H82ZM100 70H102V69H100ZM121 70H122V69H121ZM190 70H189V71H190ZM197 70H198V68H197ZM209 70H210V69H209ZM231 70H232V69H231ZM252 70H253V69H252ZM91 71H92V70H91ZM110 71H111V70H110ZM131 71H132V70H131ZM149 71H148V73H151V76H153L154 74L152 75V72L154 73L155 69H154V71H152V72H149ZM160 71H161V70H159L158 73H160ZM162 71H163V69H162ZM195 71H196V70H195ZM200 71H202V70H200ZM213 71H214V70H213ZM263 71H264V70H263ZM95 72H96V71H95ZM100 72H101V71H100ZM105 72H106V71H105ZM105 72H103V73H105ZM111 72H112V71H111ZM178 72H180V70H179ZM244 72H245V71H244ZM258 72H259V71H258ZM260 72H261V71H260ZM69 73H70V72H69ZM88 73H89V72H88ZM142 73H143V71L141 72V74H142ZM144 73H145V71H144ZM144 73H143V74H144ZM174 73H176V72L174 71ZM194 73L197 74V72H194ZM194 73H193V74H194ZM203 73H204V72H203ZM203 73H202V74H203ZM210 73H211V71H210ZM263 73H264V72H263ZM91 74H92V73H91ZM115 74H116V73H115ZM125 74H126V73H125ZM156 74H157V73H156ZM186 74H187V72H186ZM188 74H189V73H188ZM188 74H187V76H188ZM204 74H206V73H204ZM211 74L213 75V73H211ZM240 74H241V73H240ZM252 74H253V73H252ZM89 75H90V73H89ZM100 75H101V74H100ZM121 75H122V74H121ZM121 75H120V77H121ZM132 75H133V74H132ZM149 75H150V74H148L147 77H148ZM168 75H170V73H168ZM176 75H177V74H176ZM176 75H175V77H176ZM179 75H180V74H179ZM212 75H211V77H212ZM220 75H221V74H220ZM235 75H236V74H235ZM238 75H239V74H238ZM250 75H251V74H250ZM261 75H262V74H261ZM157 76H158V75H157ZM157 76H156V77H157ZM160 76L162 77V74H161ZM185 76H186V75H184V79H185ZM202 76H204V75H201V78H199L200 80L202 79ZM206 76L208 77V74H206ZM209 76H210V75H209ZM217 76H218V75H217ZM59 77H60V76H59ZM113 77H114V76H113ZM163 77H164V76H163ZM165 77H167V76L165 75ZM165 77H164V78H165ZM172 77H173V76H172ZM192 77H194V76H192ZM192 77H191V78H192ZM195 77H196V76H195ZM195 77L192 78V80L197 78V77H196V78H195ZM211 77H210V78H211ZM214 77H215V76H214ZM262 77H264V76H262ZM130 78H131V77H130ZM148 78H150V76H149ZM167 78L170 79L171 77H167ZM167 78H165V79L167 80ZM173 78H174V77H173ZM176 78H177V77H176ZM188 78H189V77H188ZM188 78H187V79H188ZM219 78H220V77H219ZM244 78H245V77H244ZM155 79H156V78H155ZM155 79L153 78V80H155ZM177 79H178V78H177ZM177 79H176V80H177ZM187 79H186V80H187ZM204 79H205V77H204ZM208 79H209V78H208ZM213 79H214V78H213ZM221 79H223V78H221ZM246 79H247V78H246ZM60 80H61V79H60ZM69 80H70V79H69ZM75 80H76V79H75ZM101 80H102V79H101ZM114 80H115V79H114ZM147 80H150V79H146V81H147ZM159 80H161V79L159 78ZM192 80H191V81H192ZM205 80H206V79H205ZM111 81H112V80H111ZM161 81H162V80H161ZM164 81H165V80H164ZM171 81H172V79H171ZM191 81H190V83H191ZM202 81H203V83H204V80H203V79H202ZM207 81H208V80H207ZM207 81H206V82H207ZM209 81H211V80H209ZM262 81H263V80H262ZM64 82H65V81H64ZM66 82H67V81H66ZM66 82H65V83H66ZM99 82H100V81H99ZM115 82H116V81H115ZM122 82H123V81H122ZM127 82H128V81H127ZM144 82H145V81H144ZM148 82H149V81H148ZM148 82H147V83H148ZM167 82H168V81H167ZM184 82H185V81L183 80L182 83H184ZM187 82H188V81H187ZM192 82H193V81H192ZM194 82H196V80H195ZM214 82H215V81H214ZM250 82H251V81H250ZM256 82H258V81H256ZM259 82H260V81H259ZM61 83H62V82H61ZM83 83H84V82H83ZM83 83H82V84H83ZM104 83H105V82H104ZM112 83H114V82H112ZM163 83H165V82H163ZM198 83H199V82H198ZM207 83H208V82H207ZM234 83H235V82H234ZM69 84H70V83H69ZM80 84H81V83H80ZM120 84H121V83H120ZM129 84H130V79H129ZM156 84H157V83H156ZM159 84H161V83H159ZM169 84H170V86H171V83H169ZM195 84H197V83H195ZM195 84H194V85H195ZM209 84H210V83H209ZM251 84H252V82H251ZM253 84H254V83H253ZM262 84H263V83H262ZM60 85H61V84H60ZM113 85H114V84H113ZM136 85H137V84H136ZM149 85H150V84H149ZM149 85H147V86L149 87ZM152 85L154 86V84H152ZM157 85H158V84H157ZM173 85H175V84L173 83ZM182 85H183V84H182ZM184 85H185V84H184ZM184 85H183V86H184ZM186 85H188V84H186ZM200 85H201V82H200ZM200 85H199V86H200ZM214 85H215V84H214ZM239 85H240V84H239ZM239 85H238V86H239ZM249 85H250V84H249ZM258 85H259V83H258ZM260 85H261V83H260ZM69 86H70V85H69ZM137 86H138V85H137ZM137 86H136V87H137ZM139 86H141V85L139 84ZM158 86H159V85H158ZM160 86H161V85H160ZM162 86H163V84H162ZM207 86H208L207 88H209V85H207ZM233 86H234V85H233ZM240 86H241V85H240ZM255 86H256V85H255ZM255 86H254V87H255ZM263 86H264V85H263ZM128 87H129V86H128ZM174 87H175V86H174ZM174 87H173V88H174ZM241 87H242V86H241ZM254 87H253V88H254ZM68 88H69V87H68ZM93 88H94V87H93ZM96 88H97V86H96ZM134 88H135V87H134ZM151 88H152V86H151ZM165 88H166V85H165ZM168 88H169V87H168ZM196 88H197V87H196ZM204 88H206V86H205ZM213 88H214V87H213ZM227 88H229V87H227ZM246 88H247V87H246ZM249 88H250V87H249ZM251 88H252V87H251ZM251 88H250V89H251ZM257 88H259V87H257ZM70 89H71V88H70ZM111 89H112V88H111ZM121 89H122V88H121ZM137 89H140V88H137ZM149 89H150V88H149ZM149 89H148V90H149ZM154 89H155V88H154ZM158 89L160 90L161 88H158ZM181 89H182V88H181ZM191 89H192V88H191ZM191 89H190V90H191ZM193 89H194V87H193ZM200 89H201V88H200ZM202 89H203V88H202ZM210 89H211V88H210ZM224 89H225V88H224ZM236 89H237V88H236ZM250 89H249V90H250ZM103 90H104V89H103ZM124 90H125V89H124ZM131 90H132V89H131ZM131 90H130V91H131ZM134 90H136V89H134ZM134 90H132V92H133ZM150 90H151V89H150ZM172 90H173V89H172ZM174 90H175V89H174ZM190 90H189V91H190ZM231 90H232V89H231ZM245 90H246V89H245ZM114 91H115V89H114ZM144 91H145V90H144ZM155 91H156V90H155ZM166 91H168V90H166ZM170 91H171V89H170ZM183 91H186V87H185V89L182 90V92H181V91H180V92L183 93ZM192 91H193V90H192ZM194 91H195V90H194ZM197 91H198V90H197ZM205 91H206V89H205ZM205 91H204V92H205ZM240 91H241V90H240ZM240 91H239V93H242V94H243V92H240ZM242 91H243V90H242ZM251 91H253V90L251 89ZM254 91H255V88H254ZM254 91H253V93H254ZM65 92H66V91H65ZM96 92H97V91H96ZM108 92H109V91H108ZM119 92H120V91H119ZM126 92H127V91H126ZM135 92H136V91H135ZM178 92H179V91H178ZM180 92H179V94H180ZM190 92H191V91H190ZM200 92H201V90H200ZM246 92H247V90H246ZM257 92H259V91H257ZM260 92H261V91H260ZM142 93H145V92H142ZM160 93H161V92H160ZM160 93H158V94H160ZM173 93H174V92H172V93H170V94L172 95ZM220 93H221V92H220ZM222 93H223V92H222ZM235 93H237V92H235ZM244 93H245V92H244ZM251 93H252V92H251ZM115 94H116V93H115ZM130 94H131V92H130ZM138 94H139V93H138V91H137V94L135 93V95L138 96ZM158 94H157V95H158ZM170 94H169V95H170ZM177 94H178V93H176L175 96H177ZM205 94H206V93H205ZM232 94H233V96H234V92H233ZM242 94H241V95H242ZM249 94H250V93H249ZM249 94H248V95H249ZM97 95H98V94H97ZM103 95H104V94H103ZM110 95H111V94H110ZM133 95H134V94H133ZM135 95L133 96V99H132V97H131V95H130V99H132V100H136L137 98L135 99ZM140 95H141V93H140ZM144 95H145V94H144ZM150 95H151V93H150ZM157 95H155V97H156ZM166 95H167V92H166ZM184 95H186V94H184ZM199 95H200V94H199ZM219 95H220V94H219ZM244 95H245V94H244ZM114 96H115V95H114ZM121 96H122V94H121ZM147 96H148V95H147ZM161 96H162V93H161L160 97H161ZM163 96H164V95H163ZM175 96H174V97H175ZM179 96H180V95H179ZM181 96H182V95H181ZM190 96H191V94H190ZM228 96H229V93H228ZM246 96H247V94H246ZM250 96H252V95L250 94ZM253 96H254V95H253ZM261 96H262V95H261ZM112 97H113V96H112ZM126 97H127V96H126ZM164 97H165V96H164ZM167 97H168V96H167ZM171 97H172V96H171ZM188 97H189V96H188ZM197 97H198V96H197ZM219 97H220V96H219ZM222 97H224V96H222ZM240 97H241V96H240ZM240 97H239V98H240ZM254 97H255V96H254ZM258 97H259V96H258ZM94 98H95V97H94ZM146 98H147V97H146ZM146 98H145V99H146ZM153 98H154V97H153ZM153 98H152V100H153ZM182 98L185 99V96L182 97ZM234 98H235V97H234ZM244 98H245V97H243V99H244ZM92 99H93V98H92ZM114 99H115V98H114ZM114 99H112V100H114ZM172 99H173V98H172ZM178 99H179V98H178ZM178 99H177V100H178ZM188 99H189V98H188ZM232 99H233V98H231V100H232ZM246 99H247V98H246ZM246 99H245V101H246ZM62 100H63V99H62ZM99 100H100V99H99ZM105 100H106V99H105ZM117 100H119V99H117ZM146 100H147V99H146ZM149 100H150V98H149ZM159 100H160V99H159ZM164 100H165V102H166V99H164ZM175 100H176V99H175ZM191 100H192V98L190 97V102H191ZM216 100H217V99H216ZM226 100H227V99H226ZM241 100H242V99H241ZM252 100H253V99H252ZM252 100H251V98H250V101H252ZM87 101H88V100H87ZM128 101H129V96H128ZM137 101H138V100H137ZM139 101H140V100H139ZM142 101H144V100H142ZM156 101H157V100H156ZM156 101H155V103H156ZM161 101H162V100H161ZM170 101H171V100H170ZM180 101H181V99H180ZM184 101H185V100H184ZM192 101H194V99H193ZM196 101H197V100H196ZM205 101H206V100H205ZM208 101H209V100H208ZM234 101H235V99H234ZM248 101H249V100H248ZM260 101H261V100H260ZM109 102H110V101H109ZM125 102H126V101H125ZM129 102L131 103V101H129ZM129 102H127V103L129 104ZM140 102H141V101H140ZM150 102H151V100H150ZM152 102H153V101H152ZM159 102H160V101H159ZM163 102H164V101H163ZM165 102H164V105H166ZM167 102H168V101H167ZM171 102H172V101H171ZM171 102H170V103H171ZM178 102H179V101H178ZM178 102H177V103H178ZM186 102H189V101H186ZM190 102H189V103H190ZM242 102H243V100H242ZM246 102H247V101H246ZM246 102H245V103H246ZM252 102H253V101H252ZM101 103H102V102H101ZM105 103H106V102H105ZM136 103H137V102H136ZM146 103H147V102H146ZM155 103H154V104H155ZM172 103H173V102H172ZM177 103H176V104H177ZM189 103H188V104H189ZM211 103H213V101H212ZM247 103H248V102H247ZM249 103H250V102H249ZM94 104H95V103H94ZM107 104H108V103H107ZM109 104H110V103H109ZM149 104H150V103H149ZM156 104H157V103H156ZM179 104H181V103L179 102ZM188 104H184L183 106L188 105ZM202 104H203V103H202ZM207 104H209V103H207ZM219 104H220V103L218 102L216 105H219ZM221 104H222V103H221ZM235 104H238V102H237V103L235 102ZM235 104H234V105H235ZM263 104H264V102H263ZM263 104H262V105H263ZM82 105H83V104H82ZM84 105H85V104H84ZM124 105H125V103L123 102V106H124ZM126 105H127V104H126ZM131 105H133V102L131 103ZM137 105H139V103H138ZM157 105H158V104H157ZM157 105H155V107H156ZM164 105L162 104V106H164ZM169 105H170V104H169ZM172 105H174V104H172ZM190 105H191V104H190ZM192 105H195V104L193 103ZM199 105H200V104H199ZM210 105H211V104H210ZM222 105H223V104H222ZM228 105L231 106V104H228ZM247 105H249V104H247ZM262 105H261V106H262ZM102 106H103V105H102ZM104 106H105V105H104ZM127 106H129V105H127ZM134 106H135V105H134ZM139 106H140V105H139ZM166 106H167V105H166ZM178 106H179V105H178ZM195 106H198V104L195 105ZM200 106H201V105H200ZM205 106H206V105H205ZM213 106H214V104H213ZM213 106H212V107H213ZM225 106H227V105H225ZM225 106H224V107H225ZM236 106H237V105H236ZM250 106H251V104H250ZM253 106H254V105H253ZM256 106H257V104H256ZM256 106H255V111H257V107H261V106H257V107H256ZM124 107H125V106H124ZM145 107H146V106H145ZM185 107H186V106H185ZM189 107H190V106H189ZM189 107H188V108H189ZM209 107H210V106H209ZM212 107H211V108H212ZM234 107H235V106H234ZM234 107L231 108L232 110H230V111L233 112ZM247 107H248V106H247ZM262 107H263V106H262ZM97 108H99V107H97ZM121 108H122V105H121V107H119V110H118V111H120ZM126 108H127V107H126ZM128 108H129V107H128ZM128 108H127V109H128ZM132 108H133V106H132ZM147 108H148V107H147ZM149 108H150V107H149ZM149 108H148V110H149ZM162 108H163V107H162ZM175 108H176V107H175ZM178 108H179V107H178ZM188 108H187V109H188ZM196 108H198V107H196ZM217 108H218V106L216 107V110H217ZM222 108H223V106H222ZM226 108H227L226 110H228V107H226ZM235 108H236V107H235ZM237 108H238V107H237ZM241 108H242V107H241ZM253 108H254V107H252V109H253ZM76 109H77V108H76ZM93 109H94V108H93ZM99 109H100V108H99ZM104 109H106V108H104ZM122 109H123V108H122ZM130 109H131V108H130ZM135 109H136V108L134 107V109H131V111H132V110H135ZM139 109H140V108H139ZM150 109H151V108H150ZM154 109H155V108H154ZM159 109H161V108L159 107ZM183 109H185V108H183ZM193 109L195 110V108H193ZM204 109H205V108H204ZM206 109H207V108H206ZM206 109H205V110H206ZM208 109H210V108H208ZM219 109H220V107H219ZM223 109H225V108H223ZM229 109H230V108H229ZM246 109H247V108H246ZM260 109H261V108H260ZM260 109H259V110H260ZM80 110H81V109H80ZM136 110H137V109H136ZM141 110H142V109H141ZM190 110H191V109H190ZM199 110H200V109H199ZM216 110H215V108H214V111H216ZM221 110H222V109H221ZM241 110H242V109H239V108H238V111L241 112ZM263 110H264V109H263ZM78 111H79V110H78ZM124 111H125V112H128L129 110L126 111V109H125ZM124 111L122 110V112H124ZM139 111H140V110H139ZM139 111H138V112H139ZM151 111H152V110H151ZM154 111H157V110L155 109V110H153V112H154ZM161 111H163V110H161ZM161 111H160V112H161ZM164 111H165V109H164ZM166 111H167V110H166ZM178 111H179V110H178ZM203 111H204V110H203ZM206 111H207V110H206ZM212 111H213V110H212ZM212 111H211V112H212ZM217 111H218V110H217ZM217 111H216V112H217ZM234 111H235V110H234ZM238 111H237V112H238ZM252 111H253V110H252ZM96 112H97V111H96ZM116 112H117V111H116ZM116 112H115V113H116ZM122 112H121V113H122ZM138 112H136V114H137ZM142 112H143V111H142ZM153 112H152V113H153ZM168 112H169V111H168ZM171 112H172V111H171ZM173 112H174V111H173ZM175 112H176V111H175ZM175 112H174V113H175ZM185 112H187V111H185ZM185 112H184V113H185ZM188 112H189V111H188ZM190 112L194 113L193 111H190ZM200 112H201V111H200ZM219 112H220V111H219ZM221 112H222V111H221ZM226 112L228 113V111H226ZM240 112H238V113L240 114ZM246 112H247V110H246ZM253 112H254V111H253ZM253 112H252V113H253ZM257 112H258V111H257ZM262 112H263V111H262ZM88 113H89V112H88ZM115 113H114V114H115ZM117 113L119 114L120 112H117ZM121 113H120V114H121ZM128 113H129V112H128ZM130 113H132V112H130ZM147 113H150V112H147ZM162 113H163V112H162ZM169 113H170V112H169ZM192 113H191V115H192ZM195 113H197V112H195ZM222 113H223V112H222ZM227 113H226V115H229V114H230V113H228V114H227ZM233 113H235V112H233ZM241 113H242V112H241ZM258 113H260V112H258ZM263 113H264V112H263ZM114 114H113V115H114ZM134 114H135V112H134ZM139 114H140V113H139ZM145 114H146V112H145ZM164 114H165V113H164ZM181 114H182V113H180V115H181ZM187 114H188V113H187ZM212 114H213V113H212ZM217 114H218V113H217ZM223 114H224V113H223ZM248 114H249V113H248ZM250 114H251V113H250ZM250 114H249V115H250ZM256 114H257V113H256ZM81 115H82V114H81ZM89 115H90V114H89ZM122 115H124V114H122ZM127 115H129V114H127ZM143 115H144V114H143ZM147 115L152 116L153 114L151 115V113H150V114H147ZM147 115H146V117H147ZM154 115H155V114H154ZM156 115H157V114H156ZM159 115H160V113H159ZM161 115H162V114H161ZM176 115H178V114H176ZM176 115H175V116H176ZM180 115H179V116H176V117H181ZM183 115H184V114H183ZM183 115H182V116H183ZM189 115H190V114H189ZM191 115H190V116H191ZM197 115H198V113H197ZM200 115H201V114H200ZM214 115H215V114H214ZM226 115H224V116H226ZM231 115H232V114H231ZM233 115H234V114H233ZM233 115H232V117L236 116V115H234V116H233ZM237 115H238V114H237ZM241 115H242V114H241ZM246 115H247V113H246ZM246 115H245V117L247 118ZM253 115H255V112L253 113ZM87 116H88V115H87ZM115 116H117V117L119 118L118 115L115 114ZM124 116H125V115H124ZM124 116H123V117H124ZM133 116H135V115H133ZM163 116H164V115H163ZM163 116H162V118H164ZM170 116H171V114H170ZM173 116H174V115H173ZM175 116H174V117H175ZM186 116H187V115H186ZM193 116H194V115H193ZM216 116H217V115H216ZM222 116H223V115H222ZM243 116H244V114H243ZM257 116H258V114H257ZM99 117H100V116H99ZM112 117H113V116H112ZM128 117H130V116H128ZM131 117H132V115H131ZM131 117H130V118H131ZM136 117H137V115H136ZM154 117L156 118L157 116H154ZM166 117H167V116H166ZM166 117H165V118H166ZM171 117H172V116H171ZM174 117H172V118L170 119V121H171L172 119H173V120L175 119V120H176L175 122L177 123V120H179L180 118H179V119H176V118H174ZM187 117H188V116H187ZM195 117H196V116H195ZM199 117H200V116H199ZM228 117H229V116H228ZM232 117H230L229 119H231ZM250 117H251V116H250ZM253 117H254V116H253ZM255 117H256V116H255ZM262 117H263V116H262ZM114 118H115V117H113V119H114ZM118 118H115V119H116V120H119ZM120 118H122V117H120ZM137 118H138V117H137ZM139 118H140V116H139ZM141 118H142V117H141ZM141 118H140V119H141ZM169 118H170V117H168V120H169ZM189 118H190V117H189ZM192 118H193V117H192ZM196 118H197V117H196ZM196 118H195V119H196ZM214 118H215V117H214ZM214 118H212V119H214ZM219 118H220V117H219ZM219 118L217 117L216 119H219ZM240 118H241V117H240ZM242 118H244V117H242ZM258 118H259V117H258ZM108 119H109V118H108ZM110 119H111V118H110ZM110 119H109V120H110ZM113 119H112V120H113ZM115 119H114V120H115ZM127 119H128V118L126 117V120H127ZM131 119H133V118H131ZM140 119H139V120H140ZM144 119H147V118H144ZM151 119H152V118H151ZM156 119H157V118H156ZM183 119H184V118H183ZM183 119H182V120H183ZM190 119H191V118H190ZM195 119H193V121H194ZM222 119H223V118H222ZM249 119H250V121H251V118H249ZM254 119H255V118H254ZM88 120H89V119H88ZM97 120H98V119H97ZM105 120H106V119H105ZM112 120H110V122H111ZM116 120H115V121H116ZM122 120H123V119H122ZM149 120H150V119H149ZM163 120H165V119H163ZM163 120H162V121H163ZM168 120H167V124L170 125L171 123L169 124V123H168ZM173 120H172V121H173ZM184 120H185V119H184ZM196 120H197V119H196ZM196 120H195V121H196ZM202 120H203V119H202ZM210 120H211V119H210ZM245 120H246V119H245ZM258 120H259V119H258ZM263 120H264V119H263ZM263 120H262V121H263ZM93 121H94V120H93ZM132 121H133V120H132ZM158 121H159V120H158ZM165 121H166V120H165ZM172 121H171V122H172ZM197 121H199V120H197ZM225 121H226V120H225ZM231 121H233V120H231ZM240 121H241V120H240ZM240 121H237V122L240 123ZM248 121H249V120H248ZM250 121H249V122H250ZM88 122H89V121H88ZM91 122H92V121H91ZM106 122H107V120H106ZM112 122H113V121H112ZM135 122H137V121L135 120ZM142 122H143V121H142ZM145 122H146V121H145ZM151 122H152V121H151ZM153 122H154V121H153ZM153 122H152V123H153ZM163 122H164V121H163ZM184 122H185V121H183V124H184ZM191 122H192V121H191ZM211 122H212V121H211ZM222 122H223V121H222ZM242 122H243V121H241V123H242ZM263 122H264V121H263ZM85 123H86V122H85ZM95 123H96V122H95ZM108 123H109V122H108ZM117 123H123V122L120 121V122H116L115 124H117ZM124 123H125V122H124ZM129 123H130V119H129ZM133 123H134V121H133ZM137 123H139V122H137ZM137 123H136V125H137ZM158 123H159V122H158ZM223 123H224V122H223ZM226 123H228V122H226ZM233 123H234V122H233ZM239 123H237V124H239ZM104 124H105V123H104ZM104 124H103V125H104ZM106 124H107V123H106ZM125 124H126V123H125ZM142 124H143V123H142ZM148 124H150V121H149ZM173 124H174V121H173ZM177 124H179V123H177ZM186 124H187V122H186ZM191 124H194V123H191ZM214 124H215V123H214ZM234 124H235V123H234ZM243 124H244V123H243ZM252 124H253V123H252ZM94 125H95V124H94ZM117 125H118V124H117ZM129 125H130V124H129ZM132 125H134V124H132ZM138 125H139V124H138ZM153 125H154V124H153ZM157 125H158V124H157ZM159 125H160V124H159ZM174 125H175V124H174ZM195 125H196V124H195ZM208 125H209V124H208ZM223 125H224V124H223ZM226 125H227V124H226ZM241 125H242V124H241ZM241 125H240V126H241ZM249 125H250V124H249ZM104 126H105V125H104ZM104 126H103V127H104ZM109 126H110V125H109ZM122 126L124 127V125H121V127H122ZM142 126H143V125H142ZM144 126H145V123H144ZM155 126H156V125H155ZM162 126H163V125H162ZM162 126L160 125V127H162ZM178 126H179V125H178ZM186 126H188V125H186ZM218 126H219V125H218ZM240 126H239V127H240ZM247 126H248V125H247ZM252 126H253V125H252ZM254 126H255V125H254ZM258 126H259V125H258ZM87 127H89V126H87ZM107 127H108V126H107ZM107 127L105 126V128H107ZM114 127H115V126H114ZM135 127H136V126H135ZM140 127H141V124H140V126H139V129H140ZM169 127H170V126H169ZM184 127H185V126H183V128H184ZM212 127H213V126H212ZM235 127H236V126H235ZM242 127H243V126H242ZM97 128H98V127H97ZM99 128H101V127H99ZM105 128H104V129H105ZM111 128H112V127H111ZM111 128H109V129H111ZM127 128H128V127H127ZM127 128H125V129L127 130ZM151 128H152V127H151ZM151 128H150V129H151ZM189 128H192V130L195 129L194 126L192 127V125H191V127H189ZM203 128H204V127H203ZM209 128H211V127H209ZM223 128H224V127H223ZM226 128H227V127H226ZM236 128H238V127H236ZM240 128H241V127H240ZM240 128H239L238 130H237V129H236V130L233 129V130H235V131L237 132V131H240ZM243 128H244V127H243ZM83 129H84V128H83ZM113 129H115V128H113ZM116 129H118V128L116 127ZM116 129H115V130H116ZM134 129H135V128H134ZM142 129H144V128L142 127ZM146 129H147V128H145V130L142 131V134H143L144 131H146ZM152 129H153V128H152ZM152 129H151V130H152ZM154 129H155V128H154ZM159 129H160V128H159ZM159 129H158V130L155 129V130L157 131V134H158V132L160 131ZM165 129H166V131L168 130L166 127H165ZM185 129H186V128H184V131L182 132V134L185 132ZM211 129H213V128H211ZM211 129H210V131H211ZM214 129L217 130V128H214ZM214 129L212 130V132L215 131ZM251 129L253 130L254 128H251ZM255 129H256V128H255ZM263 129H264V128H263ZM84 130H85V129H84ZM84 130H83V131H84ZM101 130H103V128H102ZM135 130H136V129H135ZM137 130H138V129H137ZM163 130H164V127H163ZM182 130H183V129H182ZM195 130H196V129H195ZM231 130H232V129H230V132H232ZM258 130H260V128H258ZM261 130H262V128H261ZM93 131H94V130H93ZM107 131H108V129H107ZM107 131H106V132H107ZM113 131H114V130H113ZM116 131H117V130H116ZM118 131H119V130H118ZM121 131H122V130H121ZM130 131H131V130H130ZM130 131H129V129H128V132H129L128 134L131 133ZM132 131H133V130H132ZM164 131H165V130H164ZM164 131H163V132H164ZM171 131H172V130H171ZM176 131H177V130H176ZM178 131H179V130H178ZM207 131H208V130H207ZM222 131H223V130H222ZM235 131H233V133H234ZM242 131H243V130H242ZM95 132H96V131H95ZM104 132H105V130H104ZM123 132H124V131H123ZM139 132H140V131H139ZM150 132H151V131H150ZM191 132H192V131H190V134H191ZM194 132H195V131H193V133H194ZM87 133H88V132H87ZM100 133H101V132H100ZM110 133H111V132H110ZM121 133H122V132H121ZM121 133H120V134H121ZM135 133H136V132H135ZM147 133H149V132H147ZM160 133H162V131H161ZM168 133H169V130H168ZM174 133H175V132H174V130H173V134H174ZM176 133H177V132H176ZM188 133H189V130H188ZM195 133H196V132H195ZM207 133H208V132H207ZM207 133L204 132V134H207ZM213 133H214V132H213ZM213 133H212V134H213ZM215 133H216V132H215ZM238 133H239V132H238ZM238 133H236V134L238 135ZM240 133H241V132H240ZM243 133H245V132H243ZM248 133H249V132H248ZM102 134H103V133H102ZM113 134H114V133H113ZM113 134H112V135H113ZM115 134H116V133H115ZM118 134H119V133H118ZM137 134H138V133H137ZM154 134H155V133H154V130H153V134L151 133V135L153 136ZM171 134H172V133H171ZM185 134L188 135V134H187V131H186ZM204 134H203V135H204ZM212 134H211V135L209 134V136H212ZM217 134H218V133H217ZM246 134H247V132H246ZM251 134H252V133H251ZM99 135H100V134H99ZM99 135H98V136H99ZM121 135H122V134H121ZM124 135H125V134H124ZM124 135H123V139H124ZM126 135H127V134H126ZM126 135H125V137H126ZM143 135H144V134H143ZM151 135H148V136H151ZM160 135H161V134H160ZM160 135H159V136H160ZM197 135H198V134H197ZM207 135H208V134H207ZM224 135H225V134H224ZM249 135H250V134H249ZM252 135H253V134H252ZM252 135H250V136H252ZM105 136H107V135H105ZM141 136H142V135H141ZM148 136H147V137H148ZM154 136H155V135H154ZM154 136H153V137H154ZM174 136H175V134H174ZM177 136H179V135H177ZM180 136H182V135H180ZM191 136H192L191 138H193L194 135L191 134ZM195 136H196V135H195ZM195 136H194V137H195ZM200 136H201V135H200ZM214 136H215V135H214ZM238 136H239V135H238ZM238 136H237V137H238ZM242 136H243V135H241V137H242ZM245 136H246V135H245ZM250 136H249V140H250ZM92 137H93V136H92ZM100 137H103V138H104L103 135H102V136L100 135ZM108 137H109V136H108ZM117 137H118V136H117ZM127 137H128V136H127ZM134 137L136 138V135H135ZM156 137H157V135H156ZM156 137H155V138H156ZM162 137H163V136H162ZM162 137H161V138H162ZM165 137H166V136H165ZM182 137H186V136L184 135V136H182ZM188 137H189V136H188ZM196 137H197V136H196ZM203 137H204V136H203ZM203 137H199V138H202V139H203ZM217 137H219V136L217 135ZM220 137H221V136H220ZM229 137H230V136H229ZM247 137H248V136H247ZM253 137H254V136H253ZM255 137H256V136H255ZM98 138H99V137H98ZM103 138H101V139L103 140ZM113 138H114V137H113ZM113 138H112V139H113ZM128 138H129V137H128ZM131 138H132V136H131ZM148 138H149V137H148ZM151 138H152V137H151ZM155 138H153V139H155ZM157 138H158V137H157ZM199 138L197 139V141L199 140ZM231 138H232V137H230V139H231ZM243 138H244V137H242V139H243ZM88 139H89V138H88ZM104 139H105V138H104ZM108 139L111 140L110 137H109ZM119 139H120V138H119ZM119 139H118L117 141H119ZM142 139H143V137H142ZM166 139H167V137H166ZM166 139H165V140H166ZM195 139H196V138H195ZM202 139H201V140H202ZM205 139H206V138H205ZM242 139H241V140H242ZM251 139H252V138H251ZM253 139H255V138H253ZM253 139H252V140H253ZM256 139H257V138H256ZM256 139H255V140H256ZM105 140H106V139H105ZM120 140H121V139H120ZM129 140H130V138H129ZM132 140H133V139H132ZM137 140H138V139H137ZM137 140L134 141V142L138 143ZM146 140H147V139H146ZM150 140H151V139H150ZM156 140H157V139H156ZM159 140H162V139H159ZM174 140H175V139H174ZM189 140H190V139H189ZM193 140H194V139H193ZM203 140H204V139H203ZM234 140H235V138H234ZM244 140H245V139H244ZM249 140H248V141H249ZM260 140H261V139H260ZM260 140H258V141H260ZM95 141H96V140H95ZM97 141H99V140H97ZM111 141H112V140H111ZM113 141H115V140H113ZM113 141H112V142H113ZM123 141H124V140H123ZM123 141H122V142H123ZM169 141H170V140H169ZM169 141H168V142H169ZM172 141H173V139H171V141H170V145H172V144H171ZM179 141H180V140H178V141H176V142H178V144H179ZM186 141H187V140H186ZM194 141H195V140H194ZM194 141H193V142H194ZM207 141H209V140L207 139ZM225 141H228V139H225ZM225 141H224V142H225ZM231 141H233V140H231ZM250 141H251V140H250ZM261 141H262V140H261ZM75 142H76V141H75ZM81 142H82V141H81ZM99 142H100V141H99ZM104 142H105V141H104ZM104 142H103V143H104ZM115 142H116V141H115ZM124 142H125V141H124ZM127 142H129L128 139H127ZM139 142H141V140H140ZM152 142H153V140H152ZM160 142H162V141L157 142V145H158V146H155V145H156L155 143H152V144H153L155 147H161V146H163L162 143H163L164 141L161 143L162 145H159V144H158V143H160ZM173 142H174V141H173ZM176 142H175L174 144H176ZM187 142H188V141H187ZM195 142H196V141H195ZM220 142H222V141H220ZM228 142H230V141H228ZM236 142H237V141H236ZM241 142H242V141H241ZM243 142H244V141H243ZM243 142H242V143H243ZM246 142H247V140H246ZM251 142H253V141H251ZM82 143H83V142H82ZM91 143H92V142H91ZM94 143H95V142H94ZM118 143H119V142H117V144H118ZM131 143H132V141H131ZM180 143H181V141H180ZM190 143H192V142H190ZM190 143H189L188 145H190ZM203 143L206 144V142H203ZM203 143H201V144H203ZM207 143H208V142H207ZM247 143H248V142H247ZM247 143H246V144H247ZM254 143H255V142H254ZM95 144H96V143H95ZM97 144H102V143H97ZM108 144H109V143H108ZM114 144H116V143H114ZM120 144H121V143H120ZM120 144H119L118 146H120ZM124 144H126V143H124ZM132 144H133V143H132ZM144 144H145V143H144ZM146 144H147V143H146ZM146 144H145V145H146ZM174 144H173V145H174ZM196 144H197V143H196ZM204 144H203V145H204ZM220 144H222V143H220ZM238 144L240 145V143H238ZM244 144H245V143H244ZM244 144H243L244 147L242 146L243 148H245V145H244ZM248 144H249V143H248ZM71 145H72V144H71ZM79 145H80V144H79ZM84 145H85V144H84ZM88 145H89V144H88ZM88 145H87V146H88ZM92 145H93V144H92ZM128 145H129V144H128ZM128 145H127V146H128ZM130 145H131V144H130ZM130 145H129V148H130ZM137 145H139V144H137ZM170 145H168V146L170 147ZM182 145H183V143H182ZM182 145H181V146H182ZM185 145H186V144H185ZM197 145L199 146V141H198V144H197ZM213 145H214V144H213ZM250 145H251V144H249V146H250ZM263 145H264V144H263ZM74 146H75V145H74ZM90 146H91V144H90ZM98 146H99V145H98ZM102 146H103V145H102ZM102 146H100L99 148H101ZM108 146H110V145H108ZM108 146H107V148H108ZM121 146H122V145H121ZM132 146H133V145H132ZM135 146H136V145H135ZM135 146H134V147H135ZM178 146H179V145H178ZM181 146H180V147H181ZM200 146H201V145H200ZM205 146H206V145H204V147H205ZM207 146H208V145H207ZM249 146H248V148H249ZM253 146H254V145H253ZM258 146H259V145H258ZM91 147H92V146H91ZM91 147H90V148H91ZM114 147H115V146H114ZM122 147H123V146H122ZM122 147H121V148H122ZM139 147H140V146H139ZM149 147H151V146L149 145ZM155 147H154V148H155ZM185 147L187 148V146H185ZM185 147H184V148H185ZM194 147H195V146H194ZM210 147H212V146H210ZM216 147H217V146H216ZM227 147H228V146H227ZM227 147H224V151H225V150L227 151ZM236 147H237V146H236ZM236 147H235V148H236ZM238 147H239V146H238ZM240 147H241V146H240ZM240 147H239V149H241ZM107 148H106V149H107ZM111 148H112V150H113L112 144H111ZM111 148H110V149H111ZM131 148H132V147H131ZM152 148H153V146H152ZM162 148H163V147H162ZM162 148H161V149H162ZM165 148H166V147H165ZM167 148H168V147H167ZM184 148H183V149H184ZM205 148H206V147H205ZM212 148H213V147H212ZM246 148H247V147H246ZM260 148H263V147H260ZM71 149H72V148H71ZM74 149H75V148H74ZM104 149H105V148H104ZM116 149H117V148H116ZM118 149H120V148H118ZM122 149H123V148H122ZM122 149H120V150H122ZM134 149H135V148H134ZM136 149H138V147H137ZM139 149H140V148H139ZM156 149H157V148H156ZM156 149H155V150H156ZM161 149L159 148V149H157V150H159V151H164V150H166V149H164V150H161ZM169 149H170V148H168V150H169ZM173 149H174V148H173ZM209 149H210V148H209ZM213 149L215 150V149H217V148L214 147ZM220 149H221V148H220ZM233 149H234V148H233ZM84 150H85V148H84ZM87 150H88V147H87ZM87 150H85V151H87ZM89 150H91V149H89ZM92 150H93V149H92ZM100 150H101V149H100ZM148 150H149V149H148ZM148 150H147V151H148ZM170 150H171V149H170ZM176 150H178V149H176ZM188 150H189V149H188ZM246 150H247V149H245V151H246ZM85 151H84V152H85ZM97 151H99V150H97ZM101 151H103V150H101ZM101 151H100V153H101ZM107 151L109 152V150H107ZM113 151H114V150H113ZM126 151H127V149H126ZM128 151L132 152V151H134V150L132 149V151H131V149H130V150H128ZM150 151H151V150H150ZM181 151H182V150H181ZM184 151H187V150L185 149ZM208 151H209V150H208ZM216 151H218V150H216ZM242 151L244 152V149H242L241 152H242ZM248 151H249V150H248ZM251 151H252V150H251ZM90 152H91V151H90ZM93 152H94V151H93ZM103 152H104V151H103ZM116 152H118V151L116 150ZM122 152H123V151H122ZM124 152H125V151H124ZM137 152H145V151H137ZM157 152H158V151H157ZM165 152H166V151H165ZM165 152H162V153H165ZM168 152H169V151H168ZM168 152H167V153H168ZM187 152H188V151H187ZM189 152H190V151H189ZM202 152H203V151H202ZM209 152H212V151H209ZM209 152H208V153H209ZM213 152H214V151H213ZM230 152H231V151H229V153H230ZM238 152H239V151H238ZM238 152L236 151V153H237V158H238V154L240 153V152H239V153H238ZM243 152H242V153H243ZM78 153H79V152H78ZM100 153H99V154H100ZM112 153H114V152H112ZM112 153H111V154H112ZM125 153H126V152H125ZM134 153L136 154L135 151H134ZM171 153H173V152H170V154H171ZM180 153H181V152H179V154H180ZM184 153L186 154V152H184ZM194 153H195V152H194ZM194 153H192V155H194ZM208 153H207V155H208ZM220 153H221V152H220ZM227 153H228V152H227ZM244 153H245V152H244ZM47 154H48V153H47ZM60 154H61V153H60ZM62 154H63V153H62ZM81 154H82V153H81ZM90 154H93V153H90ZM90 154H89V155H90ZM94 154L96 155V151H95ZM106 154H107V152H106ZM106 154H105V155H106ZM114 154H115V153H114ZM122 154H123V153H121V154L119 153V155L117 154V156L119 157V156L122 155ZM127 154H130V153H127ZM137 154H138V153H137ZM146 154H147V153H146ZM149 154H150V152H149ZM154 154H155V152H154ZM173 154H174V153H173ZM189 154H190V153H189ZM195 154H196V153H195ZM198 154H199V153H198ZM200 154H201V151H200ZM209 154H210V153H209ZM212 154H213V153H212ZM214 154H215V152H214ZM216 154H218V153L216 152ZM234 154H235V152H234ZM258 154H259V153H258ZM64 155H65V154H64ZM69 155H70V154L68 153V156H69ZM73 155H74V154H73ZM82 155H84V157H85V154H82ZM82 155H81V156H82ZM100 155H102V153H101ZM130 155H132V154H130ZM130 155H129V157H130ZM133 155H134V154H133ZM160 155H161V154H160ZM203 155H204V154H203ZM203 155H202V156H203ZM219 155H220V154H219ZM228 155H229V154H228ZM241 155H242V154H241ZM241 155H239V158H240ZM256 155H257V154H256ZM259 155H260V154H259ZM11 156H12V155H11ZM14 156H15V155H14ZM86 156H87V155H86ZM97 156H98V155H97ZM97 156H96V157H97ZM110 156H111V155H110ZM140 156H141V155H139V157H140ZM144 156H145V154H144ZM146 156H147V155H146ZM151 156H152V154H151ZM153 156H154V155H153ZM165 156H167V155H165ZM170 156H172V154H171ZM173 156H174V155H173ZM175 156H177V154H176ZM175 156H174V157H175ZM179 156H180V155H179ZM185 156H186V155H185ZM212 156H213V155H212ZM217 156H218V155H217ZM217 156L213 157L212 159L214 160V158H216ZM220 156H221V155H220ZM232 156L234 157L233 152H232ZM232 156L230 155V157H232ZM235 156H236V155H235ZM242 156H244V155H242ZM245 156H246V155H245ZM15 157H16V156H15ZM58 157H59V156H58ZM60 157H61V155H60ZM66 157H67V156H66ZM82 157H83V156H82ZM87 157H88V156H87ZM91 157H93V156H91ZM105 157H106V156H105ZM120 157H123V158H124V157H128V155L126 156V155L123 154V155L120 156ZM120 157H119V159H120L119 162H121V158H120ZM133 157L135 158V156H133ZM141 157H142V156H141ZM157 157H159V156H157ZM161 157H162V156H161ZM180 157H181V159H182V156H180ZM188 157H189V155H187V158H188ZM192 157H193V156H192ZM192 157H191V159H192ZM196 157H197V156H196ZM196 157H195V159H197ZM198 157H199V156H198ZM200 157H201V156H200ZM230 157H229V159H225V160H226V161H227V160L231 161V160H230ZM248 157H250V156H248ZM251 157H252V156H251ZM251 157H250V158H251ZM262 157H263V156H262ZM89 158H90V157H89ZM94 158H95V157H94ZM98 158H99V157H98ZM102 158H103V157H102ZM107 158H109V157H107ZM115 158L117 159V157H115ZM123 158H122V159H123ZM134 158H133V159H134ZM143 158H145V157H143ZM152 158H153V157H152ZM152 158H151V160H152V162H153V161H154L153 159H155V157H154L153 159H152ZM159 158H160V157H159ZM176 158H177V157H176ZM176 158H175V159H176ZM183 158H184V156H183ZM187 158H186L185 161L188 160ZM201 158H202V157H201ZM217 158H218V157H217ZM222 158H223V156H222ZM245 158H247V156L244 157L243 160H244ZM55 159H56V158H55ZM66 159H67V158H66ZM84 159H85V158H84ZM92 159H93V158H92ZM95 159H96V158H95ZM103 159L105 160V158H103ZM119 159H118V160H119ZM136 159H137V158H136ZM138 159H140V158H138ZM147 159H148V158L146 157V163H147ZM163 159H164V158H163ZM165 159H167V157H166ZM170 159H171V158H170ZM173 159H174V158H173ZM177 159H178V158H177ZM195 159H194V160H195ZM210 159H211V158H210ZM210 159H209V160H210ZM219 159H220V158H219ZM233 159H234V158H232V160H233ZM251 159H253V158H251ZM56 160H57V159H56ZM60 160H62V159H60ZM63 160H64V159H63ZM99 160H100V159H99ZM99 160H98V161H99ZM110 160H112V159H110ZM110 160H105V161L107 162V161H110ZM118 160H117V162H118ZM134 160H135V159H134ZM148 160H149V159H148ZM158 160H159V159H158ZM160 160L162 161V158H160ZM167 160H168V159H167ZM167 160H166V161H167ZM178 160H179V159H178ZM194 160H193V161H194ZM209 160H206V161H208V163H209ZM216 160H217V159H216ZM220 160H221V159H220ZM223 160H224V159H223ZM235 160H236V158H235ZM249 160H250V159H249ZM253 160H254V159H253ZM255 160H257V159H255ZM65 161H66V160H65ZM93 161H94V160H93ZM93 161H92V162H93ZM95 161L97 162V159H96ZM100 161H101V160H100ZM100 161H99V162H100ZM125 161H126L125 163H127V161L130 163L129 160H125ZM135 161H136V160H135ZM140 161H142V159H141ZM155 161H156V160H155ZM169 161H170V160H169ZM169 161H168V162H169ZM171 161H172V160H171ZM171 161H170V162H171ZM180 161H181V160H179L178 163H180ZM182 161H184V160L182 159ZM195 161L198 162V161H200V160H198V161L195 160ZM214 161H215V160H214ZM236 161L238 162L239 160H236ZM52 162H53V161H52ZM52 162H51V163H52ZM58 162H59V161H58ZM63 162H64V161H63ZM72 162H73V161H72ZM101 162H102V161H101ZM114 162H116V160H115ZM114 162L112 161V164H113V165L115 164ZM131 162H132V161H131ZM142 162L145 163L144 160H143ZM170 162H169V163H170ZM188 162H189V161H188ZM191 162H192V161H191ZM201 162H202V161H201ZM201 162H200V163H201ZM220 162H221V161H220ZM224 162H225V161H224ZM227 162H228V161H227ZM231 162H232V161H231ZM234 162H235V161H234ZM234 162H233V163H234ZM242 162H243V161H242ZM244 162H245V161H244ZM246 162H247V161H246ZM250 162H251V160H250ZM255 162H256V161H255ZM258 162L260 163V159H259ZM258 162H257V164H258ZM60 163H61V162H60ZM97 163H98V162H97ZM108 163L110 164V162H108ZM122 163L124 164V162H121V164H122ZM133 163H134V161H133ZM136 163H138V160H137ZM139 163H141V162H139ZM148 163H149V162H148ZM150 163H151V162H150ZM159 163H160V161H159ZM165 163H166V162H165ZM175 163H176V162H175ZM204 163H206V162H204ZM204 163H203V164H204ZM225 163H226V162H225ZM247 163H249V162H247ZM49 164H50V163H49ZM52 164H53V163H52ZM55 164H56V163H55ZM88 164H89V163H88ZM92 164H93V163H92ZM98 164H99V163H98ZM98 164H96V165H98ZM103 164H104V163H103ZM106 164H107V163H106ZM117 164H119V163H117ZM121 164H120V167H121ZM123 164H122V168H125V169H126V167H123ZM155 164H156V163H155ZM161 164L163 165V162L160 163V165H161ZM167 164H168V163H167ZM176 164H177V163H176ZM184 164H186V163H185V162H184V163L181 162L180 166H181V165H184ZM201 164H202V163H201ZM203 164H202V165H203ZM221 164H222V163H221ZM226 164H228V163H226ZM229 164H231V163H229ZM234 164H235V163H234ZM242 164H243V163H242ZM244 164H246V163H244ZM244 164H243V165H244ZM249 164H250V163H249ZM252 164H253V163H252ZM50 165H51V164H50ZM83 165L85 166V164H83ZM86 165H87V164H86ZM90 165H91V164H90ZM100 165H102V163H101ZM125 165H126L127 167L129 166V164H128V165L125 164ZM133 165H135V164H133ZM133 165H132V166H133ZM152 165H154V163H153ZM156 165H158V164H156ZM210 165H211V164H210ZM213 165H214V164H213ZM231 165H232V164H231ZM51 166H52V165H51ZM57 166H59V165H57ZM72 166H73V165H72ZM77 166H78V165H77ZM105 166H106V165H105ZM105 166H104V167H105ZM114 166H115V165H114ZM114 166H113V167H114ZM139 166H140V164H139ZM172 166H173V168H174V166H176V165H174V163H173V165H171V167H170V165L168 164V165H167V168H165V167H162V168H165V170L173 169ZM178 166H179V165H178ZM185 166H187V165H185ZM185 166H183V167L185 168ZM191 166H192V165H191ZM214 166H215V165H214ZM218 166H219V164H218ZM244 166H245V165H244ZM247 166H248V164H247ZM253 166H254V165H253ZM87 167H88V166H87ZM102 167H103V165H102ZM110 167H112L111 164L109 165V167H107V168H109V169H106V167L102 169V171H103L104 169L107 170V171L104 170L106 173L103 172L104 174H107V176H108V172H109V173L113 172V171H111V172L108 171V170H112V169H110ZM130 167H131V166H130ZM130 167H129V168H130ZM135 167H137V164H136ZM156 167L158 168V166H156ZM168 167H170V168H168ZM176 167H177V166H176ZM176 167H175V168H176ZM188 167H189V166H188ZM199 167H200V166H199ZM209 167H210V166H209ZM211 167H212V166H211ZM216 167H217V166H216ZM219 167H220V166H219ZM236 167L238 168V166H235L234 169H233L234 171H232V172H235V168H236ZM249 167H251V166H249ZM255 167H257V165H255ZM263 167H264V166H263ZM54 168H55V167H54ZM80 168H82V166H81ZM80 168H79V169H80ZM85 168H86V166L84 167V169H85ZM89 168H91V167L89 166ZM89 168L86 169V170H89ZM131 168H132V167H131ZM147 168H148V167H147ZM154 168H155V166H154ZM181 168H182V167H181ZM200 168H201V167H200ZM221 168H222V167H221ZM230 168H231V167H230ZM232 168H233V166H232ZM232 168H231V169H232ZM240 168H242V167H240ZM244 168H245V167H244ZM258 168H259V167H258ZM261 168H262V167H261ZM261 168H260V169H261ZM49 169H50V168H49ZM49 169H48V170H49ZM133 169H134V168H133ZM152 169H153V168H152ZM152 169L150 170V169L148 168L147 170H149V171H146V173H149L150 171H152ZM159 169H161V168H159ZM159 169H158V171H159ZM177 169H180V168H177ZM182 169H183V168H182ZM186 169H189V168H185L184 170H186ZM193 169H194V168H193ZM193 169L191 168V171H192ZM207 169H208V168H207ZM222 169H224V168H222ZM222 169H220V170H222ZM227 169H228V168H227ZM242 169H243V168H242ZM251 169H253V167H251ZM262 169H263V168H262ZM56 170H58V169H56ZM61 170H62V169H61ZM113 170H114V169H113ZM120 170H121V169H120ZM129 170H130V169H129ZM129 170H127V173H126V174H130V173H128ZM138 170H139V169H138ZM140 170H141V169H140ZM145 170H146V169H145ZM145 170H144V171H145ZM161 170H162V169H161ZM165 170H162V171H165ZM197 170H198V168H197ZM204 170H205V169H204ZM212 170H213V169H212ZM220 170H218V171L216 172V169H215V171H213V174H215L214 172H216V174L219 173V172L222 173L223 170H222V171H220ZM240 170H241V169H240ZM244 170H245V169H244ZM52 171H53V170H52ZM68 171H69V170H68ZM70 171H71V168H70ZM70 171H69V173H70ZM82 171H83V170H82ZM92 171H93V169H92ZM102 171H101V172H102ZM115 171H116V173H117V171H118V173L121 174V172H120L119 170H115ZM115 171H114V172H115ZM121 171H122V170H121ZM130 171H131V170H130ZM134 171H136V170L134 169ZM134 171H133V172H134ZM141 171H142V170H141ZM188 171H190V169H189ZM195 171H196V169H195ZM236 171H237V170H236ZM241 171H242V170H241ZM247 171H248V170H247ZM249 171H250V170H249ZM14 172H15V171H14ZM45 172H46V171H45ZM65 172H66V171H65ZM80 172H81V169H80ZM80 172H79V173H80ZM84 172H85V171H84ZM84 172H82V174H85ZM98 172H100V171H98ZM101 172L99 173V175L101 174ZM133 172H131V173L133 174ZM139 172H140V171H139ZM142 172H143V171H142ZM142 172L140 173V175L137 173V174L139 175V177H138V180H135V181H139V180L143 179V178H140V176L142 175ZM152 172H153V171H152ZM156 172H157V171H156ZM168 172H169V171H168ZM171 172H173V171H170L169 173H171ZM180 172H184V171L180 169ZM180 172H179V176H180ZM202 172H203V171H202ZM206 172H207V171H206ZM223 172H224V171H223ZM228 172H229V171H228ZM228 172H227V173H228ZM237 172H239V168H238V171H237ZM53 173H54V172H53ZM69 173H68V176H70L71 174H73V172H71V174H69ZM79 173H78V174H79ZM86 173H87V172H86ZM89 173H91V172H89ZM123 173H124V172H123ZM134 173H136V172H134ZM143 173H145V172H143ZM158 173H160V172H157V176H155V177H157V178H156L157 180H156V179H155V180H156V181H158V180H160V179H161V180H164L163 178H160V175L162 176L163 174L158 175ZM186 173H188V172L186 171ZM198 173H200V172H198ZM198 173H197V174H198ZM203 173H204V172H203ZM203 173H202V174H203ZM251 173H252V172H251ZM78 174H77V175H78ZM93 174H94V172H93ZM137 174H136L135 176H137ZM150 174H151V173H149V175H150ZM165 174H166V173H165ZM165 174H164V175H165ZM172 174H173V173H172ZM181 174H182V173H181ZM183 174H184V173H183ZM210 174H211V173H210ZM216 174H215V177L217 178L219 175L217 176ZM222 174H223V173H222ZM230 174H233V173L230 172ZM237 174H238V173H237ZM237 174H236V175H237ZM245 174H247V173L245 172ZM248 174H249V173H248ZM259 174H260V173H259ZM56 175H57V174H56ZM60 175H61V174H60ZM80 175H81V173H80ZM96 175H97V173H96ZM121 175H122V174H121ZM124 175H125V174H124ZM145 175H146V174H145ZM145 175H144V176H145ZM147 175H148V174H147ZM149 175H148L149 180H151V178L153 179V177H152V176H149ZM151 175H153V174H151ZM154 175H155V174H154ZM164 175H163V176H164ZM166 175H167V174H166ZM166 175H165V177H166ZM168 175H169V174H168ZM175 175L177 176L176 173H175ZM175 175H174V176H175ZM185 175H186V174H185ZM193 175H194V174H193V172H192V176H193ZM205 175H206V174H205ZM211 175H212V174H211ZM233 175L235 176V174H233ZM42 176H43V175H42ZM51 176H52V175H51ZM65 176H66V175H65ZM73 176H75V175H73ZM89 176H90V175H89ZM89 176H87V178H89ZM93 176H95V174H94V175H91V177H93ZM114 176H117V178H118V174H115ZM122 176H123V175H122ZM122 176H121V177H122ZM130 176H131V174H130ZM135 176H134V177H135ZM158 176H159L160 179H158ZM169 176H170V175H169ZM176 176H175V177H176ZM179 176H178V177H179ZM190 176H191V175H190ZM190 176L188 175L189 178H190ZM197 176H198V175H197ZM208 176H209V175H208ZM222 176H224V174H223ZM227 176H228V175H227ZM240 176H242V175L240 174ZM40 177H41V176H40ZM47 177H48V176H47ZM62 177H64V176H62ZM97 177H98V176H96V178H97ZM99 177H101V176H99ZM99 177H98V179H102L104 176H103V174H102V178H99ZM131 177H132V180H133V175H132ZM150 177H151V178H150ZM171 177H173V176L171 175ZM175 177H173L174 180H175ZM181 177H182V176H181ZM193 177H195V176H193ZM205 177H206V176H205ZM212 177H213V176H212ZM212 177H210V179H212ZM230 177H231V175H230ZM236 177H237V176H236ZM238 177H239V175H238ZM245 177H246V176H245ZM263 177H264V176H263ZM34 178H35V177H34ZM71 178H73V177H71ZM83 178H84V177H83ZM93 178H94V177H93ZM96 178H95V180H96ZM109 178H110V181H111V176H109ZM109 178L104 177L103 179H105V180L107 179V180H108ZM112 178H113V176H112ZM139 178H140V179H139ZM144 178H145V177H144ZM179 178H180V177H179ZM191 178H192V177H191ZM208 178H209V177H208ZM208 178H207V179H208ZM239 178H240V177H239ZM248 178H249V177H248ZM253 178H254V177H253ZM257 178H258V177H257ZM62 179H64V178H62ZM62 179H61V181H62ZM67 179H68V178H67ZM67 179H66V180H67ZM75 179H76V178H75ZM90 179H91V178H90ZM103 179H102V180H99V181L96 180V182L102 185V183H100V182H101V181H102V182L105 181V180H103ZM113 179H114V178H113ZM113 179H112V181H114V180L116 181V177H115L114 180H113ZM118 179H120V178H118ZM121 179H125V178H121ZM135 179H136V178H135ZM176 179H178V178H176ZM180 179H181V178H180ZM180 179H179V180H180ZM182 179H183V178H182ZM235 179H236V178H235ZM244 179H245V178H244ZM66 180H65V181H66ZM70 180H71V179H70ZM78 180H79V178H78ZM81 180H82V179H81ZM126 180H127V178H126ZM145 180H147V179H145ZM155 180H154V183L156 182ZM167 180H168V179H167ZM174 180L172 181V179H171L172 182H174ZM233 180H234V179H233ZM237 180H239V179L237 178ZM237 180H235V181L237 182ZM242 180H243V179H242ZM251 180H253V179H251ZM33 181H34V180H33ZM63 181H64V180H63ZM71 181H72V180H71ZM73 181H74V180H73ZM73 181H72V182H73ZM76 181H77V180H76ZM84 181H85V180H84ZM88 181H89V180H88ZM130 181H131V179H130ZM133 181H134V180H133ZM151 181H152V180H151ZM171 181H170V179L168 180L169 183H170ZM176 181H177V180H176ZM202 181H203V180H202ZM227 181H228V180H227ZM35 182H36V181H35ZM79 182H80V181H79ZM89 182H90V181H89ZM91 182H92V181H91ZM96 182H93V184L95 183L94 185H97ZM107 182H109V181H107ZM121 182H122V181H121ZM121 182H119V183H121ZM125 182H126V181H125ZM139 182H142V180L139 181ZM147 182H148V181H147ZM159 182H160V181H159ZM159 182H156V183H155V186L158 185V187L162 188V185L157 184V183H159ZM190 182H191V180H190ZM200 182H201V181H200ZM223 182H224V181H223ZM229 182H230V181H229ZM245 182H246V181H245ZM65 183L68 184V181L65 182ZM74 183H75V182H74ZM83 183H85V182H83ZM103 183H104V182H103ZM105 183H106V182H105ZM128 183H129V182H128ZM128 183H127V184H128ZM143 183H144V182H143ZM150 183H151V182H150ZM160 183H161V182H160ZM162 183H163V182H162ZM164 183H165V182H164ZM175 183H179V182H175ZM180 183H182L181 180H180ZM191 183H192V182H191ZM193 183H194L193 185H195V182H193ZM196 183H197V182H196ZM201 183H202V182H201ZM210 183H211V182H210ZM215 183H216V182H215ZM40 184H41V182H40ZM70 184H71V183H70ZM75 184H76V183H75ZM86 184H87V183H85V186H86ZM89 184H90V183H89ZM99 184H98V185H99ZM109 184H110V183H109ZM116 184L118 185L117 182H116ZM122 184H123V182H122ZM125 184H126V183H125ZM127 184H126V185H127ZM131 184H133V183H131ZM136 184H138V182H137ZM144 184H146V183H144ZM188 184H189V183H188ZM188 184L186 183V185H188ZM224 184H225V183H224ZM228 184H229V183H228ZM24 185H26V184H24ZM47 185H48V184H47ZM63 185H64V184H63ZM80 185H81V183H80ZM87 185H88V184H87ZM94 185H93L92 188H90V185H88L87 188H86V187H84V188H86V190H87L88 188H89V190L92 189V192H93L94 187H95V190H96V186H94ZM104 185H105V184H103V186H104ZM106 185H107V184H106ZM126 185H125V187H126ZM146 185H147V184H146ZM152 185H154V184L152 183ZM159 185H160V186H159ZM164 185H165V184H164ZM170 185H171V184H170ZM170 185H168V184L166 183L165 186L168 187V186H170ZM231 185H232V184H231ZM235 185H237V184H235ZM256 185H257V184H256ZM54 186H55V185H54ZM75 186H76V185H75ZM75 186H74V188H75ZM77 186H79L78 183H77ZM112 186H113V185H112ZM155 186H154V187H155ZM179 186H180V185H179ZM181 186H182V185H181ZM181 186H180V187H181ZM198 186H199V185H198ZM220 186H221V185H220ZM242 186H243V185H242ZM15 187H16V186H15ZM59 187H60V186H59ZM67 187H68V186H66V188H65V187H64V188H65V189H68ZM82 187H83V185H82ZM97 187H98V186H97ZM101 187H102V186H101ZM101 187H100V188H101ZM107 187H108V186H107ZM110 187H111V185H110ZM110 187H108V189H109ZM121 187H122V185H121ZM121 187H120V188H121ZM123 187H124V186H123ZM127 187H128V185H127ZM129 187H132V186H129ZM129 187H128V188H129ZM145 187H146V186H145ZM148 187H149V186H148ZM154 187L151 186L150 188L152 189V188H154ZM156 187H157V186H156ZM158 187H157V189H158ZM171 187H172V186H171ZM171 187H170V188H171ZM180 187H179V188H180ZM263 187H264V186H263ZM48 188H49V187H48ZM69 188H70V187H69ZM84 188H83V189H84ZM111 188H112V187H111ZM114 188H115V187H114ZM168 188H169V187H168ZM168 188H165V190L168 189ZM170 188H169V189H170ZM182 188H183V187H182ZM237 188H238V187H237ZM23 189H24V188H23ZM71 189H72V188H71ZM71 189H70V190H71ZM76 189H77V187H76ZM76 189H75V190H76ZM81 189H82V188H81ZM81 189L79 190L80 193H81ZM83 189H82V190H83ZM98 189H99V187H98ZM102 189H103V190H104V189L106 190L107 188H106V187H105V188L102 187ZM133 189H134V188H133ZM163 189H164V188H163ZM180 189H181V188H180ZM180 189H179V190H180ZM222 189H223V188H222ZM240 189H241V188H240ZM48 190H49V189H48ZM61 190H62V189H61ZM89 190H88V191H89ZM112 190H113V189H112ZM120 190L122 191L123 189H120ZM129 190H130V189H129ZM152 190H155V189H152ZM171 190H172V189H171ZM174 190H176V189L174 188ZM177 190H178V188H177ZM247 190H248V189H247ZM260 190H261V188H260ZM263 190H264V189H263ZM46 191H47V190H46ZM63 191H64V190H63ZM88 191H87V192H88ZM96 191H97V190H96ZM107 191H108V190H107ZM123 191H124V190H123ZM130 191H131V190H130ZM134 191H135V189H134ZM148 191H149V190H148ZM155 191H157V190H155ZM163 191H164V190H162V193H163ZM166 191H168V190H166ZM190 191H191V190H190ZM219 191H221V190H219ZM5 192H6V191H4V193H5ZM61 192H62V191H61ZM64 192H66V191H64ZM64 192H63V193H64ZM77 192H78V190L76 191V193H77ZM144 192H145V191H144ZM158 192H160V191H158ZM170 192H171V191H170ZM177 192H179V191H177ZM177 192H176V193H177ZM195 192H196V191H195ZM235 192H236V191H235ZM57 193H58V191H57ZM59 193H60V192H59ZM59 193H58V194H59ZM63 193H61V195H64ZM76 193H75V194H76ZM82 193H84V195L87 196L89 193L91 194V191H90L88 194H87L85 191H83ZM85 193H86V194H85ZM97 193H98V192H97ZM102 193H103V192H101V194H102ZM106 193H107V192H105V194H106ZM113 193H114V192H113ZM124 193H126V189H125V192H124ZM138 193H139V192H138ZM151 193H153V191H151ZM166 193H167V192H166ZM174 193H175V192H174ZM182 193H184V192H182ZM252 193H253V192H252ZM6 194H8V193H6ZM55 194H56V193H55ZM65 194H66V193H65ZM71 194H72V193H71ZM90 194H89V195H90ZM107 194H108V193H107ZM115 194H116V193H115ZM148 194H149V193H148ZM153 194H154V193H153ZM155 194H156V193H155ZM157 194H158V193H157ZM170 194H171V193H170ZM193 194H194V193H193ZM222 194H223V193H222ZM233 194H234V193H233ZM255 194H256V193H255ZM19 195H20V194H19ZM24 195H25V194H24ZM51 195H52V194H51ZM56 195H57V194H56ZM67 195H68V194H67ZM73 195H74V194H73ZM82 195H83V194H82ZM98 195H99V194H98ZM102 195H103V194H102ZM102 195H101V196H102ZM110 195H112V194H110ZM110 195H109V196H110ZM120 195H122V194H120ZM125 195H126V194H125ZM129 195H130V194H129ZM146 195H147V194H146ZM159 195H160V194H159ZM161 195H162V194H161ZM175 195H176V194H175ZM175 195H172V197L175 196ZM179 195H180V194H179ZM196 195H197V194H196ZM210 195H211V194H210ZM210 195H209V196H210ZM34 196H35V195H34ZM37 196H38V195H37ZM59 196H60V195H59ZM69 196H71V195H69ZM96 196H97V195H96ZM106 196H107V195H106ZM148 196H149V195H148ZM148 196H147V197H148ZM155 196H156V195H155ZM155 196H154V197H155ZM168 196H169V195H168ZM176 196H177V195H176ZM197 196H198V195H197ZM203 196H204V194H203ZM203 196H202V197L200 196V197L203 199V198H205V197H203ZM220 196H221V195H220ZM236 196H237V195H236ZM22 197H23V196H22ZM63 197H64V196H63ZM90 197H91V196H89L88 198H90ZM98 197H99V196H98ZM102 197H104V196H102ZM102 197H99V198L102 199ZM111 197H112V196H111ZM129 197H130V196H129ZM129 197H128V198H129ZM151 197H153V195H151ZM172 197H170V198H172ZM179 197H180V196H179ZM189 197H190V195H189ZM198 197H199V196H198ZM200 197H199V198H200ZM210 197H211V196H210ZM210 197L207 198V195H206V198H207L208 200L211 201L212 199H209ZM225 197H226V196H225ZM241 197H242V196H241ZM50 198H52V197L50 196ZM54 198H57V197L54 196ZM58 198H59V197H58ZM60 198H62V197H60ZM68 198H69V197H68ZM76 198H77V197H76ZM76 198H75V199H76ZM78 198H79V196H78ZM82 198H84V196H83V197L81 196L80 199H78V201L81 200ZM85 198H86V197H85ZM108 198H109V197H108ZM130 198H131V197H130ZM162 198H163V196H162ZM165 198H166V199H169L167 196L164 197V199H165ZM186 198H187V197H186ZM190 198H192V196H191ZM190 198H189V199L187 198L186 201L190 200ZM195 198L197 199V197H195ZM199 198H198V201L200 200ZM211 198H213V197H211ZM216 198H217V196H216ZM220 198H221V197H220ZM64 199H65V198H64ZM71 199H72V198H71ZM86 199H87V198H86ZM96 199H97V198L94 197L95 202H97ZM110 199H111V198H110ZM110 199H109V200H110ZM118 199H119V198H118ZM118 199H117V200H118ZM134 199H135V198H134ZM159 199H160V198H159ZM164 199H163V200H164ZM166 199H165V200H166ZM184 199H185V198H184ZM11 200H12V199H11ZM48 200H49V198H48ZM66 200H67V199H66ZM73 200H74V199H73ZM84 200H85V199H84ZM87 200L89 201L90 199H87ZM92 200H93V197H92L91 201H92ZM105 200H106V199H105ZM121 200H124V199L122 198ZM131 200H133V199H131ZM148 200H149V199H148ZM154 200H155V199H154ZM156 200H158V199L156 198ZM160 200H161V199H160ZM163 200H162V202H163ZM169 200H170V199H169ZM175 200H176V199H175ZM192 200H193V199H192ZM204 200H206V199H204ZM208 200H206L205 202L203 201V202H204V203H207ZM223 200H224V199H223ZM248 200H249V199H248ZM250 200H251V199H250ZM9 201H10V200H9ZM25 201H26V200H25ZM28 201H29V200H28ZM58 201H59V200H58ZM62 201H64V200H62ZM67 201H68V200H67ZM81 201H82V200H81ZM99 201H100V200H99ZM99 201H98V203H99ZM102 201H103V200H102ZM118 201H119V200H118ZM133 201H135V200H133ZM149 201H151V200H149ZM167 201H168V200H167ZM190 201H191V200H190ZM237 201H238V200H237ZM237 201H236V202H237ZM15 202H16V201H15ZM45 202H46V201H45ZM48 202H49V201H48ZM48 202H47V204H46L47 206H48ZM76 202H77V199H76ZM79 202H80V201H79ZM100 202H101V201H100ZM103 202H104V201H103ZM112 202H113V200H112ZM112 202H111V203H112ZM120 202H122V201H120ZM120 202H118V203L120 204ZM123 202H125V200H124ZM135 202H136V201H135ZM141 202H142V201H141ZM141 202H139V203H141ZM143 202H144V201H143ZM146 202H147V199H146ZM146 202H145V205H144V206H147V205L150 203V202H149V203L146 205ZM153 202H155V201H153ZM168 202H169V201H168ZM168 202H165V201H164L163 203H166V204H164V206L167 205ZM208 202H209V201H208ZM225 202H226V201H225ZM34 203H35V202H34ZM69 203H71V202H69ZM72 203H74V205L78 204V203L75 204V200H74V202H72ZM81 203H82V202H81ZM87 203H88V202H87ZM92 203H94V201H93ZM116 203H117V202H116ZM137 203H138V202H137ZM139 203H138V204H139ZM151 203H152V201H151ZM156 203H157V202H156ZM159 203H160V202H159ZM163 203H162V204H163ZM180 203H181V202H180ZM187 203H188V202H187ZM195 203H196V202H195ZM204 203H203V206L205 205ZM210 203H211V202H210ZM245 203H246V202H245ZM5 204H6V203H5ZM25 204H26V203H25ZM31 204H32V203H31ZM44 204H45V203H44ZM60 204H61V203H60ZM63 204H64V203H63ZM79 204H80V203H79ZM106 204H107V203H106ZM106 204H105V205H106ZM125 204H127V202H126ZM138 204H137V205H138ZM142 204H144V203H142ZM182 204H183V203H182ZM190 204H191V202H190ZM190 204H189V205H190ZM196 204H198V203H196ZM196 204H194V205H196ZM201 204H202V203H201ZM41 205H42V204H41ZM67 205H68V203H67ZM80 205L82 206V204H80ZM93 205H94V204H93ZM96 205H97V204H96ZM100 205H101V204H100ZM100 205H99V206H100ZM108 205H109V207H111V206H110V202L108 203ZM115 205H116V204H115ZM152 205H153V204H152ZM154 205H156V204L154 203ZM160 205H161V204H160ZM198 205H199V204H198ZM206 205H207V204H206ZM206 205H205V206H206ZM237 205H238V204H237ZM253 205H254V203H253ZM258 205H259V204H258ZM33 206H34V204H33ZM47 206H46V207H47ZM49 206H53V205L51 204V205H49ZM65 206H66V205H64V207H65ZM72 206H73V204H72ZM83 206H86L85 203H84V201H83ZM112 206H113V205H112ZM120 206H122V208H123V203L120 204ZM130 206H131V205H130ZM133 206H134V205H133ZM158 206H159V204H158ZM177 206H178V205H177ZM177 206H176V208H177ZM179 206H180V205H179ZM196 206H197V205H196ZM201 206H202V205H201ZM210 206H211V205H210ZM229 206H230V205H229ZM229 206H224V209H225V207H229ZM238 206H239V205H238ZM244 206L247 207L246 205H244ZM244 206H240V207H244ZM8 207H9V206H8ZM64 207H63V208H64ZM68 207H69V206H68ZM70 207H71V205H70ZM73 207H74V206H73ZM73 207H72L71 209H73ZM75 207H76V206H75ZM79 207H80V206H79ZM103 207H104V206H103ZM118 207H119V206H118ZM118 207H117V208H118ZM137 207H138V206H137ZM150 207H151V206H150ZM152 207H153V206H152ZM152 207H151V208H152ZM156 207H157V206H156ZM159 207H160V206H159ZM190 207H191V206H190ZM235 207H236V206H235ZM245 207H244V211H245V209H247V208H245ZM250 207H251V206H250ZM259 207H260V206H259ZM49 208H50V207H49ZM58 208H59V207H58ZM119 208H121V207H119ZM144 208H145V207H144ZM161 208H162V207H161ZM191 208H192V207H191ZM194 208H195V207H194ZM204 208H205V207H204ZM236 208H237V207H236ZM260 208H261V207H260ZM22 209H23V208H22ZM29 209H30V208H29ZM33 209H34V208H33ZM35 209H36V208H35ZM38 209H39V208H37V210H38ZM40 209H41V208H40ZM52 209H53V207H52ZM67 209H68V208H67ZM75 209H76V208H75ZM75 209H74V210H75ZM84 209H86V208L84 207ZM88 209H89V208H88ZM97 209H98V208L96 207V211H97ZM100 209H101V208H100ZM111 209H112V208H111ZM113 209H116V208L113 207ZM113 209H112V210H113ZM131 209H132V208H131ZM136 209H137V208H136ZM146 209H147V208H146ZM148 209H149V208H148ZM159 209H160V208H159ZM166 209H167V208H166ZM195 209H196V208H195ZM197 209L199 210V207H198ZM200 209H201V208H200ZM209 209H210V208H209ZM238 209H240V208H238ZM248 209H249V208H248ZM252 209H253V208H252ZM24 210H25V209H24ZM44 210H45V207H44ZM56 210H57V209H56ZM89 210H90V209H89ZM89 210H88V211H89ZM92 210H93V209H92ZM117 210H118V209H117ZM122 210H123V209H122ZM122 210L119 211L120 213H123V214H120V215H124V214L126 215V213H127V212H125L126 209L123 210L124 212H122ZM127 210H128V208H127ZM134 210H135V209H134ZM143 210H144V209H143ZM150 210H151V209H150ZM163 210H164V209H163ZM201 210H203V209H201ZM233 210H235V208H234ZM233 210H232V212H233ZM242 210H243V209H242ZM262 210H264V208H263ZM1 211H2V210H1ZM5 211H6V210H5ZM9 211H10V209H9ZM11 211H12V209H11ZM29 211H30V210H29ZM67 211H68V210H67ZM69 211H70V210H69ZM78 211H79V210H78ZM78 211H77V212H78ZM82 211H85V210H83V208H82V210H80V213H81ZM99 211H100V210H99ZM103 211H104V210H102V215L106 213L105 211H104L105 213H103ZM106 211H107V210H106ZM115 211H116V210H115ZM136 211H138V210H136ZM147 211H148V210H147ZM151 211H152V210H151ZM173 211H174V210H173ZM190 211H192V210H190ZM195 211H197V210H195ZM222 211H223V210H222ZM225 211H226V210H225ZM250 211H251V209H250ZM255 211H257V210L255 209ZM255 211H253V210L251 211V212H252V215H253V212H255ZM259 211H261V210H259ZM2 212H3V211H2ZM6 212H7V211H6ZM26 212H27V211H26ZM33 212H34V211H33ZM65 212H66V211H65ZM65 212H61V211H60V214L62 215V214L64 213V215L66 216ZM72 212H73V211H71V213H72ZM85 212H86V211H85ZM90 212H91V211H90ZM107 212H108V211H107ZM111 212H112V211H111ZM117 212H118V211H117ZM119 212H118V213H119ZM132 212H133V211H132ZM134 212H135V211H134ZM134 212H133V213H134ZM140 212H141V211H140ZM142 212H143V211H142ZM167 212H170V211H167ZM206 212H207V210H206ZM208 212H209V211H208ZM223 212H224V211H223ZM223 212H222V215L224 214ZM226 212H227V211H226ZM229 212H230V211H229ZM238 212H240V211H236V216H235V214H234L235 211H234V213H231V214L234 215L235 217H237L239 214H242L243 211H242L241 213L237 214ZM247 212H248V211H247ZM247 212H246V213H247ZM9 213H10V212H9ZM12 213H13V212H12ZM16 213H17V212H16ZM68 213H69V212H68ZM87 213H88V212H87ZM96 213H97V212H96ZM96 213H93V214L95 215ZM98 213H99V212H98ZM98 213H97V214H98ZM130 213H131V212H130ZM202 213H203V212H202ZM209 213H211V212H209ZM214 213H215V212H214ZM255 213H256V212H255ZM255 213H254V214H255ZM260 213H261V212H260ZM260 213H259V214H260ZM45 214H46V213H45ZM60 214H59V215H60ZM74 214H75V213H74ZM78 214H79V213H78ZM135 214H136V213H135ZM147 214H148V213H147ZM165 214H167V213H165ZM172 214H173V213H172ZM172 214H170V215H172ZM192 214H193V213H192ZM195 214H196V213H195ZM220 214H221V213H220ZM229 214H230V213H229ZM229 214H228V215L226 214V215L228 216L227 219L229 218V220H230L231 217L229 216ZM259 214H258V215H259ZM0 215H1V214H0ZM4 215H6V214H4ZM35 215H36V213H35ZM37 215H38V214H37ZM56 215H57V214H56ZM59 215H58V217H60ZM71 215H72V214H71ZM81 215H83V214H80V218H81ZM88 215H89V214H88ZM88 215H87V216H88ZM98 215H99V214H98ZM111 215H112V214H111ZM125 215H124V216H125ZM128 215L130 216V214H127L126 217H128ZM180 215H181V214H180ZM212 215H213V214H212ZM232 215H231V216H232ZM242 215H245V212H244ZM252 215H251V216H252ZM255 215H256V214H255ZM62 216H63V215H62ZM73 216H74V215H73ZM89 216H90V215H89ZM91 216H92V215H91ZM96 216H97V215H96ZM99 216H100V215H99ZM104 216H105V215H104ZM107 216H109V218H111V217H110V214H108ZM107 216H106V217H107ZM112 216H113V215H112ZM116 216H117V215H116ZM136 216H137V215H136ZM142 216H146V215H142ZM207 216H208V215H207ZM215 216H216V215H215ZM234 216H232L231 219L235 218ZM248 216H249V212H248ZM248 216H247V217H248ZM15 217H16V215H15ZM29 217H30V216H29ZM66 217H67V216H66ZM83 217H84V215H83ZM85 217H86V216H85ZM93 217L96 218L95 216H93ZM93 217H92V218H93ZM101 217H102V216H101ZM101 217H100V218H101ZM106 217H104V218L106 219ZM121 217H122V216H121ZM121 217H119V219H120ZM149 217H150V216H149ZM155 217H156V216H155ZM155 217H154V218H155ZM161 217H162V216H161ZM163 217H164V216H163ZM163 217H162V218H163ZM169 217H170V216H169ZM171 217H172V216H171ZM171 217H170V219H171ZM184 217H185V216L183 215V218H184ZM189 217H191L190 219L192 220V216H189ZM209 217H210V216H209ZM225 217H226V216H225ZM244 217H245V216H244ZM244 217H243V218H240V219H242V220H241L242 222H243V221L245 220V218H246V217H245V218H244ZM253 217H254V216H253ZM253 217H251V218H253ZM259 217H261V216L259 215ZM259 217H258V218H259ZM263 217H264V216H263ZM56 218H57V217H56ZM61 218H62V217H61ZM77 218H78V217H77ZM89 218H90V217H89ZM109 218H108L106 221H109V224H110V222L113 221L114 217H113V219H110V220H109ZM116 218H117V217H116ZM116 218H115L114 220H117ZM128 218H130V220L132 219V217H128ZM128 218H127V219H128ZM133 218H134V217H133ZM165 218H166V217H165ZM180 218H181V216H180ZM185 218H186V217H185ZM196 218H197V217H196ZM200 218H202V217H200ZM218 218H219V217H218ZM251 218H250V219H251ZM15 219H16V218H15ZM24 219H25V217H24ZM51 219H52V218H51ZM51 219H49V222H51V221H50ZM58 219H60V218H58ZM62 219H63V218H62ZM75 219H76V218H75ZM84 219H85V218H84ZM102 219H103V217L100 219V221H101ZM121 219H122V218H121ZM135 219H136V217H135ZM173 219H174V217H173ZM206 219H207V218H206ZM227 219H226V220H227ZM238 219H239V218H238ZM240 219H239V220H240ZM243 219H244V220H243ZM246 219H247V218H246ZM253 219H254V218H253ZM256 219H257V218H256ZM256 219H255V220H256ZM13 220H14V219H13ZM36 220H37V219H36ZM47 220H48V219H47ZM60 220H61V219H60ZM86 220H87V219H86ZM94 220H97V219H94ZM98 220H99V218H98ZM98 220H97V221H98ZM103 220H104V219H103ZM130 220H128V223H129ZM139 220H140V219H139ZM139 220H135V221L138 222ZM150 220H151V219H150ZM162 220H164V219H162ZM165 220H166V219H165ZM168 220H169V219H168ZM168 220H167V221H164V223H165V222H168ZM181 220H182V219H181ZM181 220H180V222H181ZM191 220H190V222H192ZM193 220H194V219H193ZM199 220L201 221L202 219H199ZM199 220H198V221H199ZM214 220H215V219H214ZM229 220H228L227 223L230 222ZM251 220H252V219H251ZM18 221H19V220H18ZM40 221H41V219H40ZM40 221H38V222H40ZM52 221H54V220H52ZM63 221H64V220H63ZM63 221H62L61 223H63ZM65 221H66V220H65ZM100 221H98V222H100ZM123 221H124V218H123ZM132 221H133V220H131L130 222H132ZM154 221H155V220H154ZM178 221H179V220H178ZM208 221H210V220H208ZM217 221H218V222L221 221L220 218H219V220H217ZM232 221H236V222H237L238 220L233 219V220H231V222H232ZM241 221H240V223H238L239 225L241 224ZM245 221H247V220H245ZM248 221H250L249 218H248ZM253 221H254V220H253ZM27 222H28V221H27ZM49 222H47V223H45V224H48ZM54 222H55V221H54ZM58 222H60V221L58 220ZM66 222H67V221H66ZM85 222H86V221H85ZM98 222H97V223H98ZM102 222H103V221H102ZM102 222H100V225H101ZM104 222H105V221H104ZM113 222H114V221H113ZM126 222H127V221L125 220V223H126ZM142 222H143V221H142ZM170 222H171V220H170ZM185 222L187 223L188 221H185ZM185 222L183 221V223H185ZM195 222H196V221H195ZM204 222H205V220H204ZM212 222H213V224L215 225V222H216V221H212ZM263 222H264V221H263ZM43 223H44V222H43ZM64 223H65V222H64ZM74 223H75V221H74ZM79 223H80V222H79ZM92 223H93V222H92ZM119 223H121V221L118 222L117 225H118ZM125 223H124V224H125ZM133 223H136V222H133ZM164 223H163V226L165 225ZM171 223H173V220H172ZM186 223H185V224H186ZM198 223H199V222H198ZM198 223L196 222V224H198ZM219 223H220V222H219ZM222 223H223V222H222ZM224 223H225V222H224ZM246 223H247V222H246ZM250 223H251V222H250ZM250 223H249V224H250ZM252 223H253V222H252ZM252 223H251V224H252ZM254 223H255V222H254ZM6 224H7V223H6ZM39 224H40V223H39ZM49 224H50V223H49ZM51 224H52V223H51ZM51 224H50V225H51ZM59 224H60V223H59ZM66 224H67V223H66ZM87 224H88V222H87ZM104 224L106 225V224H108V223H104ZM111 224H113V225L116 227V221H115L114 223L111 222ZM111 224H110V226H112ZM122 224H123V223H122ZM122 224H119V226L122 227V226H123ZM129 224L131 225V223H129ZM129 224H128V225H129ZM157 224H158V223H157ZM175 224H176V223H174L173 226H176ZM196 224H193L194 227H196ZM202 224L204 225V227L202 226L204 229H202V227L200 226V225H201L200 223L198 224V225L201 227V229H202V230H201V229L199 228V230H200L201 232H203L204 230H206L205 224H204L203 222H202ZM211 224H212V223H211ZM232 224H233V225H232ZM243 224H245V223L243 222ZM243 224H242V225H243ZM256 224H257V223H256ZM9 225H10V224H9ZM14 225H15V224H14ZM35 225H36V223H35ZM50 225H49V226H50ZM55 225H56V224H55ZM61 225H64V224H61ZM84 225H85V224H84ZM89 225H90V224H89ZM93 225H94V224H93ZM96 225H97V224H96ZM96 225H95V226H96ZM98 225H99V223H98ZM102 225H103V224H102ZM102 225H101V228H103ZM171 225H172V224H171ZM179 225H180V224H179ZM186 225H187V224H186ZM198 225H197V226H198ZM208 225H210V222H209ZM208 225H207V228H210ZM228 225H230V224H228ZM231 225H232V227H233V226H236L237 223L234 224V222H232ZM247 225H248V224H247ZM254 225H255V224H254ZM257 225H258V224H257ZM1 226H2V225H1ZM29 226H31V224H30ZM42 226H43V224H42ZM68 226H70V225H68ZM75 226H77V224H76ZM78 226H79V225H78ZM78 226H77V228H79ZM86 226H87V225H86ZM91 226H92V225H91ZM95 226H93V227H95ZM103 226H104V225H103ZM132 226H135V225H132ZM137 226L139 227V222H138V224L136 225V227H137ZM149 226H150V225H149ZM154 226H155V225H154ZM169 226H170V225H169ZM173 226H170V229H166V231L171 230V227H173ZM199 226H198V227H199ZM210 226H211V225H210ZM212 226H213V225H212ZM216 226L219 228L220 226H223V225H219V226H218L217 223H216L215 228H217ZM248 226H250V225H248ZM248 226H246V227H248ZM263 226H264V225H263ZM31 227H32V226H31ZM31 227H30V228H31ZM40 227H41V226H40ZM51 227H52V226H51ZM54 227H55V226H54ZM54 227H53V229H54ZM80 227H81V226H80ZM82 227H83V226H82ZM87 227H88V226H87ZM96 227H97V226H96ZM104 227H105V226H104ZM106 227H107V226H106ZM106 227H105V229H106ZM115 227H114L113 230H116ZM123 227H124V226H123ZM127 227H128V226H127ZM138 227H137V228H138ZM156 227H157V226H156ZM160 227H162V226H160ZM165 227H167V226H165ZM178 227H179V226H178ZM188 227H189V226H188ZM194 227H193V229H194ZM237 227H238V226H237ZM237 227H236V228H237ZM240 227H242V226H240ZM240 227H239V228H240ZM250 227H251V226H250ZM255 227H256V226H255ZM22 228H23V227H22ZM24 228H25V227H24ZM35 228H36V226H35ZM57 228H59V227L57 226ZM61 228H62V227H61ZM64 228H65L64 230H66V225H65ZM77 228H76L75 230H78ZM83 228H84V227H83ZM98 228L101 229L100 226H99V227L96 228V230H95L94 232H92V230H91L92 228L90 229L91 231H90L89 228H88L89 232L86 233L85 236H87L90 232H92V234L90 233L91 235L94 234L95 236H97L96 234L99 233V232L96 233V231L98 230ZM118 228H119V227H118ZM132 228H133V227H132ZM132 228H131V230H132ZM146 228H147V227H146ZM168 228H169V227H168ZM173 228H174V227H173ZM175 228H177V226H176ZM196 228H197V227H196ZM211 228H213V227H211ZM211 228H210V229H211ZM215 228H213V229L215 230ZM218 228H217V231L219 230ZM220 228H221V227H220ZM223 228H224V227H223ZM223 228H221V230H219V231H222ZM226 228H228V227H226ZM226 228H225V230H226ZM239 228H238V229H239ZM253 228H254V227H253ZM260 228H261V227H260ZM25 229H26V228H25ZM37 229H38V228H37ZM37 229H36V230H37ZM40 229H42V228H40ZM47 229H48V228H47ZM55 229H56V227H55ZM70 229H72L71 226H70ZM94 229H95V228H94ZM94 229H93V230H94ZM109 229H110V227L108 226V229H106V230H109ZM119 229H121V228H119ZM134 229H135V228H134ZM157 229H158V228H157ZM233 229L235 230V228H233ZM247 229L249 230V228H247ZM255 229H257V228H255ZM48 230H49V229H48ZM48 230H47V231H48ZM61 230H63V229H61ZM86 230H87V228H86ZM159 230H160V229H159ZM163 230H164V228H163ZM188 230H189V229H188ZM194 230H195V231L197 230V232H199L198 229H194ZM223 230H224V229H223ZM242 230H243V229H242ZM245 230H246V229H245ZM262 230H263V228H262ZM13 231H14V230H13ZM29 231H31V230L29 229ZM33 231H35V230L33 229ZM38 231H39V229H38ZM38 231H37V232L35 231V232L38 234ZM44 231H45V230H44ZM69 231H70V230H69ZM69 231H68L67 233H70ZM72 231H73V230H72ZM99 231H102V232H103L104 230H99ZM109 231H110V230H109ZM109 231H107L106 233H108ZM117 231H118V229H117ZM124 231H125V230H124ZM142 231H143V230H142ZM161 231H162V230H161ZM166 231H164V232L166 233ZM171 231H172V230H171ZM182 231H183V230H182ZM184 231H185V234L182 233V232H181V234H184L185 236H184V235H181V236H183V238L185 237V239H186L185 242L188 243V242H187V238H189V237H188L187 235L191 234L192 231H191L190 233L187 232V229H185ZM184 231H183V232H184ZM207 231L209 232V229L206 230V232H207ZM217 231H215V232L217 233ZM231 231H232V230H231ZM257 231L259 232L260 230L257 229ZM263 231H264V230H263ZM8 232H9V231H8ZM18 232H20V230H19ZM55 232H59V230L56 229ZM75 232H79V231H74V235L76 236V233H75ZM86 232H87V231H86ZM102 232H101V233H102ZM104 232H105V231H104ZM104 232H103V233H104ZM151 232H152V231H151ZM156 232H157V231H156ZM156 232H155V233H156ZM164 232H163V233H164ZM186 232H187V233H186ZM201 232H200V233H201ZM206 232L204 231V232L202 233V235H203L204 233H205V235H206V234H207ZM210 232H211V231H210ZM210 232H209V233H210ZM212 232H214V231H212ZM215 232H214V233H215ZM228 232H229V231H228ZM235 232H236V231H235ZM20 233H21V232H20ZM22 233H24V232H22ZM22 233H21V234H22ZM26 233H27V232H26ZM26 233H25V234H26ZM28 233H29V232H28ZM36 233H34V234H36ZM39 233H40V231H39ZM48 233H49V231H48ZM50 233H51V232H50ZM50 233H49V234H50ZM53 233H54V232H53ZM62 233H63V232H62ZM67 233H66V234H67ZM95 233H96V234H95ZM101 233H100V234H101ZM120 233H121V232H120ZM140 233H141V232H140ZM163 233H161V234L163 235ZM178 233H180V231H179ZM200 233H199L198 236L201 237L202 240H203V238L205 237V235L202 237V235H201ZM214 233H213V234H214ZM218 233H219V232H218ZM224 233L228 234L226 231H225ZM232 233H234V232H232ZM242 233H243V232H242ZM244 233H245V231H244ZM250 233H251V232H250ZM263 233H264V232H263ZM21 234H20V235H21ZM30 234H31V233H30ZM34 234H33V235H34ZM37 234H36V235H37ZM42 234H44V236H45V232L42 233ZM79 234H80V232H79ZM90 234H89V235H90ZM108 234L110 235V232H109ZM122 234H123V232H122ZM125 234H126V232H125ZM147 234H148V233H147ZM157 234H158V233H157ZM157 234H156V235H157ZM161 234H160V232H159V236H160ZM168 234H169V233H168ZM173 234H174V233H173ZM173 234H171L170 236H172ZM229 234H231V233H229ZM229 234H228V235H229ZM235 234H236V233H235ZM240 234H241V233H240ZM245 234H247V232H246ZM36 235H35V236H36ZM39 235H40V234H39ZM51 235H52V234H51ZM55 235H56V234H55ZM64 235H65V234H64ZM71 235H72V234H71ZM80 235H81V234H80ZM89 235H88V238H89V237L91 238V236H89ZM94 235H93L92 237H94ZM103 235H104V234H103ZM112 235H113V234H112ZM112 235H110V236H112ZM141 235H142V234H141ZM164 235H165V234H164ZM174 235H175V234H174ZM195 235L197 236V234L193 232V233L191 234V236H190V235H189V236L192 238V236H195ZM200 235H201V236H200ZM222 235H223V234H221V236H222ZM237 235H239V232H238ZM253 235H254V234H253ZM253 235H250V236H253ZM1 236H2V235H1ZM4 236H5V235H4ZM10 236H11V235H10ZM17 236H18V235H17ZM29 236H30V235H29ZM35 236H33V239H34ZM37 236H38V235H37ZM66 236H67V235H66ZM105 236H106V235H105ZM123 236H124V235H123ZM136 236H137V234H136ZM147 236H148V235H147ZM159 236H158V237H159ZM167 236H168V235H167ZM167 236L165 237V239L167 238ZM170 236H169L168 238H170ZM178 236H180V234L177 235V236H174V238L177 237V239H178V238H179ZM198 236H197V237H198ZM210 236H211L212 238L215 237V235L212 236V234H210ZM223 236H224V235H223ZM233 236H234V235H233ZM233 236H230V237H233ZM239 236H240V235H239ZM239 236H238V237H239ZM14 237H16V234L14 235ZM38 237H39V236H38ZM50 237H52V236H50ZM60 237H61V236H60ZM80 237H81V236H80ZM98 237H99V236H98ZM100 237H101V236H100ZM107 237H108V236H107ZM113 237H115V234H114ZM139 237H140V236H139ZM152 237H153V236H152ZM152 237H151V238H152ZM186 237H187V238H186ZM211 237H210V238H211ZM224 237H225V236H224ZM238 237H237V238H238ZM240 237H241V236H240ZM240 237H239V238H240ZM262 237H263V236H262ZM8 238H9V237H7V238H5V239H8ZM10 238H11V237H10ZM27 238H28V237H27ZM40 238H43V237L41 236ZM58 238H59V237H58ZM61 238H62V237H61ZM61 238H60V239H61ZM88 238L85 237V240L88 239ZM90 238H89V240H90ZM115 238H116V237H115ZM161 238H163V237H161ZM161 238L159 237V239H161ZM174 238L172 237V239H174ZM201 238H197V239H198V240H197L198 243H199V239H201ZM206 238H208V237H206ZM210 238H208V240H209ZM212 238H211V239H212ZM215 238H216V237H215ZM225 238H226V237H225ZM228 238H229V237H228ZM235 238H236V237H235ZM235 238H233V239H235ZM245 238H246V237L244 236L243 239L245 240ZM247 238H248V237H247ZM13 239H15V238H13ZM33 239H32V240H33ZM45 239H47V238L45 237ZM45 239L43 238V240H45ZM62 239H63V238H62ZM64 239H65V238H64ZM93 239H94V238H93ZM112 239H113V238H112ZM137 239H138V238H137ZM147 239H148V237H147ZM156 239H157V237H156ZM172 239H171V238H170V239H166V240L168 241V242L166 241L168 244L171 243L170 245H172L173 242L175 241V243L173 244L172 247H171V246H170V247L167 246V248H168V247H169V248H172V251H174L173 249H178V248H173L174 246L176 247L178 243H179L180 246H181L182 244L185 243V242L183 241V240H185V239H182V238H181V241H180V242H177L176 239H174V240H172ZM179 239H180V238H179ZM192 239L194 240V239H196V238H192ZM204 239H205V238H204ZM217 239H220V238L218 237ZM223 239H224V238H223ZM226 239H227V238H226ZM230 239H231V238H230ZM233 239H232V240H233ZM240 239H241V238H240ZM240 239H239V240H240ZM9 240H11V239H9ZM9 240H8V241H9ZM21 240H22V238H21ZM41 240H42V239H41ZM47 240H50V239H47ZM51 240H53V239L51 238ZM51 240H50V241H51ZM54 240H55V239H54ZM65 240H66V239H65ZM75 240H76V239L74 238V241H75ZM79 240H80V239H78V241H79ZM91 240H92V239H91ZM103 240H105V239H103ZM110 240H111V239H110ZM120 240H121V238H120ZM154 240H155V239H154ZM163 240H164V238H163ZM170 240H171V242H169ZM189 240H190V239H189ZM189 240H188V241H189ZM202 240H200V241L202 242ZM205 240H206V239H205ZM208 240H207V241H208ZM220 240H221V239H220ZM17 241H18V240H17ZM58 241H59V240H58ZM70 241H71V239L69 240V243H72V242H73V240H72V242H70ZM76 241H77V240H76ZM82 241H84V239H82L80 242L82 243ZM87 241H88V240H87ZM87 241H86V242H87ZM93 241H94V240H93ZM93 241H92V243H93ZM96 241H97V240H96ZM118 241H119V240H118ZM118 241H117V242H118ZM123 241H124V240H123ZM123 241H122V242H123ZM131 241H132V240H131ZM134 241H135V240H134ZM143 241H144V239H143ZM145 241H146V240H145ZM147 241H149V240H147ZM164 241H165V240H164ZM164 241H162V242H164ZM172 241H173V242H172ZM182 241H183V243L180 244ZM190 241H192V240H190ZM213 241H214V240H213ZM218 241H219V240H218ZM230 241H231V240H230ZM248 241H249V240H248ZM260 241H261V240H260ZM10 242H12V240H11ZM10 242H9V243H10ZM30 242H31V238H30ZM36 242H38V241L36 240ZM55 242H57V241H55ZM60 242H61V241H60ZM60 242H59V243H60ZM63 242H64V240H63ZM63 242H62V244H63ZM80 242H79V244H80ZM99 242H100V241L98 240L97 246L94 247V248H97V247H98ZM107 242H109V241L106 240L105 243H107ZM110 242H111V241H110ZM155 242H157V241H155ZM155 242H154V243H155ZM159 242L161 243V240H159ZM159 242H158V243H159ZM192 242H193V241H192ZM201 242H200V243H201ZM208 242H210V241H208ZM208 242H207V243H208ZM215 242H216V241H215ZM220 242H221V241H220ZM222 242H223V241H222ZM224 242H225V241H224ZM231 242H232V241H231ZM236 242H237V240H236ZM238 242H239V241H238ZM263 242H264V241H263ZM20 243H21V242H20ZM39 243H41V242H39ZM43 243H44V242H43ZM52 243H53V245L56 244V243H54V242H52ZM69 243L67 244V243L64 242L65 245L67 244L66 247H67L68 245L70 246V247H68V248H70V249H68V251H70V250H71V251L74 250V249H71V248H74L75 246H73L72 244L70 245ZM74 243H75V242H74ZM100 243H101V242H100ZM115 243H116V242H115ZM115 243H114V244H115ZM119 243H120V242H119ZM123 243H124V242H123ZM137 243H138V242H137ZM141 243H142V242H140V244H141ZM150 243H152V241H151ZM150 243H149V244H150ZM154 243H153L152 245H154ZM167 243H166V245H168ZM190 243H191V242H190ZM202 243H203V242H202ZM205 243H206V242H205ZM205 243H204V244H205ZM211 243H212V240H211ZM233 243H234V242H233ZM233 243H232V244H233ZM239 243H241V242H239ZM260 243H261V242H260ZM6 244H8V243H7V240H6V242H5V245H3V243H2V245H3L4 247L7 246ZM14 244H15V243H14ZM21 244H22L21 246H23V243H21ZM46 244H47V241H46ZM57 244H58V242H57ZM57 244H56V245H57ZM76 244H78V243H76ZM76 244H74V245H76ZM84 244H85V243H84ZM87 244H89V243H87ZM87 244H85V246H86ZM90 244H91V243H90ZM90 244H89V245H90ZM107 244H108V243H107ZM110 244H111V243H110ZM114 244H111L112 247H113ZM120 244H122V243H120ZM124 244H125V243H124ZM128 244H130V243H128ZM140 244H139V245H140ZM142 244H143V243H142ZM175 244H176V245H175ZM188 244H189V243H188ZM191 244H192V243H191ZM213 244H215V243H213ZM217 244H220V246H222L221 243H217ZM223 244H224V247H225V246H227V245L229 244V242H228V244H227V242H226L227 245H225V243H223ZM230 244H231V243H230ZM232 244H231V245H232ZM241 244H242V243H241ZM241 244H240V245H241ZM18 245H19V244H18ZM26 245H27V247L30 246L31 249H32V251L35 252V250H36V246H35V249H33V248H34V244H32V242H31V244L27 243ZM26 245H24V246H26ZM41 245H42V244H40V246H41ZM53 245H51L50 247L53 248ZM56 245H54V246H56ZM102 245H104V243H103ZM126 245H127V243H126ZM159 245H161V244H159ZM164 245H165V244H164ZM186 245H187V244H185L184 247H186ZM189 245H190V244H189ZM193 245H194V242H193ZM235 245H236V244H235ZM3 246H0V247H2V250H3ZM11 246H12V245H11ZM14 246H15V245H14ZM21 246L19 245V248H20ZM37 246H38V245H37ZM45 246H46V245H45ZM48 246H49V245H48ZM58 246L60 247L59 244H58ZM61 246H63V245H61ZM71 246H73V247H71ZM78 246H79V245H78ZM81 246H82V245H81ZM87 246H88V245H87ZM87 246H86V247H87ZM93 246H95V245H93ZM105 246H106V245H105ZM105 246H104V249L106 248ZM108 246H109V245H108ZM116 246H118V245L116 244ZM120 246L122 247V245H120ZM120 246H118V247L120 248ZM134 246H135V245H134ZM137 246H138V245H137ZM137 246H136V247H137ZM155 246H156V244H155ZM180 246H179V248H180ZM201 246H202V245H201ZM203 246H204V245H203ZM210 246H212V244H210ZM218 246H219V245H218ZM218 246H217V247H218ZM236 246L239 247V245H236ZM27 247H26V248L22 247L23 249H21V248H20V249L23 251L24 249H27ZM50 247H49V249H50ZM63 247H64V246H63ZM63 247H61V248L63 249ZM66 247H64V248L67 250ZM90 247H92V246H90ZM99 247H100V246H99ZM99 247H98V248H99ZM102 247H103V246H101V249H102ZM110 247H111V246H110ZM110 247H109V248H110ZM136 247H135V248H136ZM141 247H142V246H141ZM143 247H144V249H146L148 246H144V244H143ZM143 247H142V250H144ZM145 247H146V248H145ZM149 247H150V246H149ZM149 247H148V249H149ZM156 247H158V246H156ZM156 247H155V248H156ZM161 247H162V246H161ZM195 247H197V246H195ZM198 247H199V246H198ZM229 247H231V246H229ZM229 247H228V249H229ZM233 247H234V246H233ZM233 247H232V248H233ZM240 247H241V246H240ZM7 248H9V247L7 246ZM7 248H5V249H6L5 251H8ZM52 248H51L50 250H48V248H47V251L45 250V251H46V254H45V255L43 254V255L41 256L42 258H41V257H40V258H41L42 260H45V259L48 258V257H52V256L54 257V253L51 254L52 256L50 255V253H51V251L53 252V251H55L56 249H55V250H52ZM56 248H57V246H56ZM76 248H77V247H75V249H76ZM94 248H92V249H94ZM122 248H123V247H122ZM124 248H125V247H124ZM124 248H123V249H124ZM127 248H128V246H127ZM129 248H130V246H129ZM151 248H152V247H151ZM155 248H154V249H155ZM165 248H166V246H165ZM167 248H166V252H165L164 250L161 251V255L163 254V251H164L165 253H167ZM182 248H183V246H182ZM189 248H190V247H189ZM234 248H236V247H234ZM10 249L12 250V247H10ZM10 249H9V251H8L9 253H10V251H11ZM13 249H14V247H13ZM15 249H16V246H15ZM15 249H14V250H15ZM29 249H30V248H29ZM38 249H39V248H38ZM38 249H37V251H38ZM45 249H46V248H45ZM80 249H81V248H80ZM80 249H79V250H80ZM83 249H84V247H83ZM83 249H82V250H83ZM99 249H100V248H99ZM99 249H98V250H99ZM107 249H108V247H107ZM114 249H115V246H114ZM114 249H113V251H114ZM123 249L120 248V251L123 250ZM138 249H139V251H140L141 248H140V247L137 248V253H136V254H138ZM152 249H153V248H152ZM162 249H164V247H163ZM199 249H200V248H199ZM203 249H204V248H203ZM216 249H217V248H216ZM224 249H226V248H223V250H224ZM228 249H226V251H227ZM257 249H258V248H257ZM27 250H28V249H27ZM27 250H26V251L24 250V255H25V256H26V253H25V252L30 251V250H28V251H27ZM43 250H44V248H43V249H40V251H43ZM87 250H89V249L87 248L86 250H83V251H87ZM90 250H91V248H90ZM98 250H97V253L99 252ZM109 250H110V249H109ZM109 250L106 251V252H109ZM128 250H129V252L131 251L130 249H128ZM128 250H127V252H128ZM132 250H134V249H132ZM135 250H136V249H135ZM142 250H141V251H142ZM150 250H151V249H150ZM157 250H158V249H157ZM179 250H181V249H179ZM182 250H183V249H182ZM182 250H181V251H182ZM223 250H221L220 252H222ZM235 250H236V249H235ZM5 251H3V253H2V251H1V253H0V256H1V259H0V260H1V261H2V259H4V257H5L4 254H6V256H7V253H8V252L6 253ZM12 251H13V250H12ZM12 251H11V253H12ZM15 251H18V254L22 253V252L19 253L20 250H18V249H16ZM32 251L30 252L31 255H32V257H33V255L38 254V255H35V256H38V258H39V256H40L39 253L42 254L43 252H45V251H43V252H38V253H37V251H36V253L33 254ZM59 251H60V250H59ZM59 251H58V252H59ZM61 251H62V250H61ZM61 251L59 252V254L62 253V252H64V251H62V252H61ZM71 251H70V252H71ZM75 251H76V250H75ZM92 251H94V250H92ZM141 251H140V252H141ZM148 251H149V250H148ZM148 251L145 250V251L143 252V255H144V253L146 252L145 254H146V255L148 254V255H149L148 257H150V254H151V253H147ZM151 251H152V250H151ZM158 251H159V250H158ZM168 251L172 252L171 249H170V250L168 249ZM175 251H176V250H175ZM181 251H180V252H181ZM196 251H197V250H196ZM226 251H224L223 253H226V254H227ZM232 251H233V250H232ZM4 252H5V253H4ZM48 252H49V255H50V256L48 255ZM56 252H57V251H56ZM70 252H69V253H70ZM72 252H73V251H72ZM78 252H79V251H78ZM103 252H104V250H103ZM116 252H117V249L115 250V253H116ZM118 252H119V250H118ZM124 252H126V251H123V254H124ZM135 252H136V251H135ZM149 252H150V251H149ZM155 252H156V251H155ZM155 252L153 251L154 254L152 253L154 256H155ZM177 252L179 253V251H177ZM185 252H186V251H185ZM203 252H204V251H203ZM213 252H215V251H213ZM230 252H231V250H230ZM230 252H229V254L231 255ZM233 252H234V251H233ZM233 252H232V254H233ZM250 252H251V251H250ZM14 253H15V252H14ZM30 253H27V254H30ZM74 253H75V252H73V255L75 256ZM89 253H91V251H90V252H87L86 254H89ZM94 253H96V252H93V254H94ZM97 253H96V255H97ZM101 253H102V252L100 251V254H99V255H101ZM111 253H112V251H111ZM130 253H131V252H130ZM141 253H142V252H141ZM157 253H158V252H157ZM190 253H191V252H190ZM192 253H193V252H192ZM262 253H263V252H262ZM12 254H13V253H12ZM16 254H17V252H16ZM59 254H58V255H59ZM91 254H92V253H91ZM102 254H103V253H102ZM112 254H113V253H112ZM136 254H134V255H136ZM139 254H140V253H139ZM139 254H138V255H139ZM152 254H151V255H152ZM159 254H160V253H159ZM167 254H168V253H167ZM167 254H163V255H166V257H167V256H168ZM170 254H171V253H170ZM170 254H169V255H170ZM173 254H174V253H173ZM206 254H207V253H206ZM3 255H4V256H3ZM13 255H14V254H13ZM20 255H21V254H20ZM24 255H23V256H24ZM47 255H48V256H47ZM64 255H65V254H64ZM64 255H62V257H63ZM77 255H79V254H77ZM118 255H119V254H118ZM146 255H145V256H146ZM157 255H158V254H157ZM157 255H156V256H157ZM188 255H189V254H188ZM223 255H225V254H223ZM227 255H228V254H227ZM234 255H236V254H234ZM243 255H244V254H243ZM245 255H246V254H245ZM245 255H244V256H245ZM2 256H3V257H2ZM16 256H17V255H16ZM25 256H24V257H25ZM43 256H45V257H43ZM46 256H47V257H46ZM55 256H57V255L55 254ZM59 256H60V255H59ZM74 256H73V257H74ZM82 256H83V255H82ZM82 256H79V257H82ZM104 256L106 257V255H104ZM104 256H102V257L105 258ZM109 256L111 257V255H109ZM115 256H116V255H115ZM139 256H140V255H139ZM154 256H153V257H154ZM156 256H155V257H156ZM158 256H159V255H158ZM184 256H185V255H184ZM197 256H198V255H197ZM240 256H241V255H240ZM17 257H18V256H17ZM24 257H23V258H24ZM27 257H28V256H26L25 259H26ZM30 257H31V256H30ZM75 257H76V256H75ZM83 257H84V256H83ZM95 257L97 258V256H95ZM100 257H101V256H99L97 259H99ZM119 257H120V255L118 256V258H119ZM134 257H135V256H133V258H134ZM151 257H152V256H151ZM162 257H164V256H162ZM162 257H161V258H162ZM204 257H205V256H204ZM5 258H6V257H5ZM9 258H10V257H9ZM11 258H12V256H11ZM34 258H36V257H34ZM40 258L38 259V262H39ZM43 258H44V259H43ZM59 258H60V257H59ZM64 258H66V259L64 260V261H66L67 258H68V256H67V257H64ZM71 258H72V257H71ZM71 258H70V259H71ZM86 258H87V257H86ZM86 258L83 259V260H85V261L88 260L90 263H92V261H90L91 258H90V259H86ZM106 258H107V257H106ZM112 258H113V260H114V256H113ZM115 258H117V257H115ZM137 258H140V257H137ZM141 258H143V256H142ZM156 258H159V257H156ZM164 258H165V257H164ZM175 258H176V257H175ZM224 258H225V257H224ZM228 258H229V257H228ZM234 258H235V257H234ZM244 258H245V257H244ZM244 258H243V259L241 258V260H239V257H237V260H236V258H235V260L232 259V261H231V260L229 261L230 263L228 262V260H227V261L224 260V261H225V264H231V262H232V264H235V263L233 262V260H234V261H237V262H238V261H239V262H240V261L242 262V260H243V261L246 260V259H244ZM6 259H7V258H6ZM14 259H15V258H14ZM19 259H20V258H19ZM21 259H22V257H21ZM27 259H28V258H27ZM48 259H49V258H48ZM48 259H47V261H48L49 264H50V261H49L50 259H49V260H48ZM51 259H52V258H51ZM68 259H69V258H68ZM70 259H69V260H70ZM75 259H76V258H75ZM78 259H79V258H78ZM78 259H77L75 262H77ZM80 259H82V258H80ZM94 259H95V258H94ZM94 259H92V260H94ZM100 259H101V258H100ZM145 259H148V258H145ZM189 259H190V258H189ZM251 259H252V258H251ZM253 259H254V260H253ZM253 259H252L253 261H250V259L248 260V262L244 261V262H245L244 264H264V253H263L262 255H259L257 258H253ZM15 260H16V259H15ZM15 260H14V261H15ZM30 260H31V259H30ZM30 260H29V261H30ZM34 260H35V259H34ZM42 260H41V263H42ZM56 260H57V259H56ZM60 260H62V258H60ZM72 260H74V258H73ZM72 260H71V261H72ZM106 260H107V259H105L104 261H102L103 264L106 263V262H105ZM116 260H117V259H116ZM126 260H129V259L127 258ZM131 260H132V259H131ZM134 260H136V259H134ZM134 260H132V261H134ZM139 260H140V262H141V259H139ZM154 260H155V259H154ZM157 260H158V259H157ZM180 260H182V259H180ZM184 260H185V259H184ZM1 261H0V263H1ZM7 261H8V260H7ZM7 261L4 262V264H5V263H8V264H9V262H7ZM9 261H10V259H9ZM14 261H13V262H14ZM18 261H19V260H18ZM35 261H36V260H35ZM64 261H62V262H64ZM67 261H68V260H67ZM67 261H66L65 263H67V264H75V262L73 263V262L70 261L71 263H68ZM80 261H81V260H80ZM129 261H130V260H129ZM142 261H143V260H142ZM149 261H151V260L149 259ZM149 261H148V262H149ZM204 261H205V260H204ZM220 261H221V260H220ZM220 261H219V262H220ZM249 261H250V262H249ZM16 262H17V261H15V263H16ZM89 262H88V264H89ZM102 262H101V263H102ZM111 262H112V260H111ZM113 262H114V261H113ZM113 262H112V263H113ZM117 262H118V261H117ZM137 262H138V261H137ZM137 262H135V263H134V262H131V264H136ZM143 262L145 263L146 261H143ZM148 262H147V263H148ZM153 262H155V261H152V263H148V264H155V263H153ZM157 262H158V261H157ZM161 262H162V259H161ZM161 262H160V260H159L158 264H160ZM166 262H167V260H166ZM188 262H189V261H188ZM226 262H227V263H226ZM239 262H238V263H239ZM2 263H3V261H2ZM19 263H20V262H19ZM23 263L25 264V262H23ZM23 263H22V264H23ZM54 263H55V259H54ZM56 263H57V261H56ZM65 263H63V264H65ZM77 263H78V262H77ZM77 263H76V264H77ZM82 263H84V262H82ZM82 263H81V264H82ZM96 263H97V262H96ZM98 263H99V262H98ZM98 263H97V264H98ZM108 263H110V261H109ZM112 263H110V264H112ZM126 263L128 264V263H130V262H126ZM126 263H125V264H126ZM175 263H176V262H175ZM201 263H202V261H201ZM214 263H215V262H214ZM217 263H218V262H217ZM217 263H216V264H217ZM238 263H236V264H238ZM242 263H243V262H242ZM11 264H12V262H11ZM26 264H28V263H26ZM29 264H31V263H29ZM34 264H36V262H34ZM37 264H39V263H37ZM60 264H62V263H60ZM84 264H85V263H84ZM114 264H116V263H114ZM139 264H140V263H139ZM141 264H142V263H141ZM145 264H146V263H145ZM162 264H163V263H162ZM164 264H165V263H164ZM167 264H168V263H167ZM177 264H179V263H177ZM221 264H224V262L221 263Z\"/></svg>", "mask_w": 264, "mask_h": 264}]
</instances>
